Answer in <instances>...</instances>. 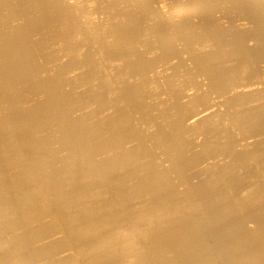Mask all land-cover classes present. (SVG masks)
<instances>
[{
    "label": "bare ground",
    "instance_id": "bare-ground-1",
    "mask_svg": "<svg viewBox=\"0 0 264 264\" xmlns=\"http://www.w3.org/2000/svg\"><path fill=\"white\" fill-rule=\"evenodd\" d=\"M26 1L28 2V0H0V37H3L2 35H7L8 37H7V40H5L4 39V37H3V39H4V42L3 43H0V48H4V49H7V52L8 53H10V54H12V53H17V51H18V47H20V46H25V48L26 49H28V52H27V55H26V57H24V58H21L18 62H13L14 64H12L13 66L12 67H9V69H7L8 67H6V68H4L5 70H7V72L5 71V73H7V74H4V75H6L5 76V81L4 82H2V83H0V257H1V261L2 260H4V259H2V258H4L3 256H7L8 257V255H9V258H6L5 259V262H11V264H30L29 263V260H28V255H26V253H28L29 251H30V249H28L27 250V248H26V251H28V252H25L24 250V252H23V254L22 255H20V252H19V250L21 249V247H19V240H20V238H21V235L23 236L24 235V233H25V231H23L22 232V229H23V226H24V228H26V230L28 229V231L27 232H30V229L31 228H29L28 226H26V225H29V223L31 222H28V220L27 219H25V218H31V217H33V216H28V217H26V215H25V217H24V213L20 210V208H22L23 206H22V204L24 205V204H26V203H24V200L23 201H20V199L19 200H17V199H14V196L13 195H15V194H17L18 195V193H19V196H20V192H22V191H26V190H29V189H31V188H29V189H26V186H25V182H26V180H27V178L29 177V175H31V173H33L36 169H38L37 168V165L40 163H38V155H40V153L38 154V155H36V156H38L37 157V160L36 159H34L33 157L31 158L30 157V153H29V151H32L31 150V148H30V150H29V143H30V141H29V139H28V135L30 134V133H28V131L31 129V128H37V129H39L40 131H42L41 133H42V135H43V139L45 140V142H48L49 141V143H50V149L52 150V152H54V150H56L57 149V153H58V151L60 150H62V152H63V149H65V148H67L66 146H70L71 145V148L73 147V148H75L74 149V153H76L77 152V154H75V155H80L81 153H82V156L80 155V157L79 156H74V155H72L73 154V152H71L72 154H68V155H72L73 156V158H72V156H70L72 159H77V164L78 163H81V157H83V152H84V150H85V148H87L86 150H85V152L86 151H88V153L87 154H89V152L91 151L92 152V150H91V148H94L95 146H97L98 144H99V139H98V135H87V134H82L81 132H82V130L83 129H87L86 127L88 126V125H86L88 122H86L85 123V121L84 120H81V118H80V120H78V119H76V118H74L73 117V115H74V113H75V109L79 106L78 104H80L79 102H75V101H72L71 99V96L72 95H76L75 97H77V94H78V88H80L79 87V84H73L74 86H70L71 88V90H73V89H77V93L75 94V91H74V93L73 92H71V91H67L66 89H65V91H62V90H60V85L63 83V79L67 76V72H68V70H66V68H68V67H71L72 69H74L75 68V70H76V67H77V69L79 70V68H78V66H82L83 67V64L85 63L86 64V66H84L83 67V69L81 70V73H80V71H79V77L78 78H81V81H86V80H88V79H90L92 82V85L93 86H91L92 88H95V89H97L96 91L94 90V92H99L101 89H102V86L104 85V84H106L107 85V83H113L115 86L113 87V89H115L116 90V92L118 93V95H120V99L122 100V102H127V106H128V108H129V111H128V113L127 114H125V116H123L125 119L124 120H127V119H130V118H132V116H131V113H134V112H138V113H142V114H144V113H148V112H152L154 109H156V108H159V110L161 109H165V113H168V117L170 116V117H172V119L173 120H176V119H180L181 117H177V118H175L174 119V117L173 116H175V115H177V116H181V112L183 113L184 112V116L183 117H187L189 114V105H187L188 104V99L189 98H187L186 96H185V101L187 102V104H186V102H184L186 105H187V108H184V107H186V106H183V109L181 108V111L180 110H178V106H177V104H176V108H174V106H172L173 104V101H175V100H184V98H183V92L182 91H180V85L182 86H184V84H183V82L185 83V81H184V78H185V80L188 78H186V76H183L182 74H179L178 73V71H179V69L180 70H186L187 71V73H189L188 74V76L189 75H191V76H195V75H198V74H196V72H194L195 71V69L194 68H192V69H194V71L192 70V69H190L189 68V66H187V65H192L193 66V64H190V63H188L187 65H185V62H186V60H185V62L182 64V63H180V62H178V60L182 57H180V56H178L177 54L179 53V51L177 52L176 51V49H175V45H176V43L178 42V43H181V44H184L185 46H187V48H189V50L190 49H193V48H195V47H198V46H200L201 44H203L204 46L205 45H207L208 43H207V41H209V42H216V43H214V44H216V45H226L227 46V44L228 43H232V42H235V44L236 43H240V44H238V45H235L232 49H231V51L232 52H235L236 54H234L233 55V53H232V57H231V55L229 56V54L227 53V52H220V54H218V52H217V54L218 55H216L215 57H214V54L211 56V57H213L214 58V60L215 61H223V60H227L228 61V64H229V66H231L232 65V67H230V68H223L222 66L223 65H225V64H227V63H225V64H220V65H218V66H215L214 65V62L211 64V65H214L215 66V68L213 67V66H211V67H213V68H211V69H214V70H209L208 68H209V66H208V70H206V72L208 73L207 75H211L209 78H208V80H211L210 78H213V79H217L218 81H216V80H214V82L216 81V82H219V81H222V82H220V84L222 85V86H225V87H231V89L232 90H234V88L235 87H239L240 85L239 84H241V86L243 85V88H244V86L245 85H247L246 84V82H250L252 79H253V76H252V79H250V81H249V78L245 75V79H246V77L248 78V79H246V82L244 83V78H243V76H244V71L246 72V74L247 73H249V77L251 78V75L250 74H255V72L257 73L258 72V70L256 69L255 70V72L252 70L253 68H247V66L249 65V64H251V63H249L248 62V54L246 53V52H248V51H246L245 50V47L246 46H244L243 44H241V43H244V39H243V37L242 36H240V37H238V39H232V40H230V38L228 37L227 38V36H229L230 34L229 33H231V32H229L228 34H226L227 36L226 37H224V39L223 38H221V37H223L222 35H218V36H216V33L218 32V28H216V30H217V32H216V30H215V32H214V27H213V32L211 31V30H209L210 31V33L212 32V33H214L215 34V37L213 38L212 36H210V34H209V32L207 31V28L206 29H204L203 28V26L202 25H199V23L195 20V15H198V14H200V13H198V12H200L201 11V13H202V10L201 9H204L205 8V6H207L208 4H209V2H206L205 0H166V1H168V3H165L166 1L165 0H160V4L159 5H157V3H156V1H158V0H103V1H99V0H97V2L95 3V5H94V7L92 6V5H90L92 8H88L89 7V3L91 4L92 3V1H90L89 3H83L84 2V0H78L79 1V4H78V7L80 8V11L77 13L76 11H74V9L72 8V7H70V9L72 10V12L73 13H75L77 16H78V14L79 13H81V14H84L83 12H96V14H95V16L97 15V11L99 12L100 10L102 11V9H103V11H104V14H105V16H106V18L108 19L107 21H109V22H107V21H105L106 22V24L105 25H99V26H97V23H98V21L96 22V19H98V18H91V19H95V22H96V25H94L93 24V30L92 31H87V30H89V28L86 30V31H83V29H80L81 27H83L82 26V24H81V19L80 18H77V20L75 21L74 20V22H71V21H66V19L65 20H63V24L61 23V29L60 28H58L57 27V25L55 24V15L58 13V11L60 10V7H61V1H59V0H57V4L56 3H54V6H52V7H50V9H48V10H45V11H41V13L39 14V12L36 10L37 8H36V6L38 7V8H40L41 6H40V3H39V1L37 0V3L35 2V4L33 5V4H30L31 2H29V6H31V5H33L32 7H26V6H28V5H26ZM31 1H33V0H31ZM63 1V0H62ZM65 1V0H64ZM64 1H63V3H64ZM87 0H85V2H86ZM219 1H225L226 3H227V5L230 7V8H232V9H235L236 11H237V13H240V12H243L244 10L242 9V11L240 10L241 8H245V10H248L249 11V13H251V14H253V21L252 22H254L255 23V25L257 24L258 26H260L261 27V23H264V16H263V14H264V0H219ZM50 1H46V3H49ZM56 2V1H55ZM75 2V1H74ZM195 2H197L198 4H196V6H197V8H198V12H197V10H196V13H198V14H194V13H191V12H189V10L191 9V8H193L194 6L192 5V3H195ZM165 3V4H164ZM157 5V6H156ZM72 6V5H71ZM76 6V5H75ZM195 6V7H196ZM57 8H58V10H57ZM178 8L181 10V9H183L184 10V12H182V13H180L179 11H177L178 10ZM240 8V9H239ZM196 9V8H195ZM199 9H200V11H199ZM77 10V9H76ZM40 11V10H39ZM182 11V10H181ZM261 11V12H260ZM208 12H209V14H210V12H211V10L210 9H208V10H206V11H204V13H202L201 15H204V16H206V15H208ZM260 12V13H259ZM263 12V14H262V16H261V13ZM93 13V14H94ZM103 13V12H102ZM102 13H100V14H102ZM246 12H244V14H245ZM248 13V12H247ZM90 14V13H89ZM104 14H102L103 16H104ZM241 14V13H240ZM243 14V13H242ZM250 14V15H251ZM85 15V14H84ZM99 15V14H98ZM250 15H248V16H250ZM35 16V17H34ZM62 16H64V12L63 11H61V12H59L58 14H57V17H62ZM90 16H91V14H90ZM208 16H210V15H208ZM241 16V15H240ZM44 17H47V21H46V23H43V24H36L35 22L36 21H39L40 19H43ZM82 17V16H81ZM86 17V16H85ZM93 17V16H92ZM97 17V16H96ZM211 17H212V14H211ZM244 17H245V15H244ZM243 17V18H244ZM87 18V17H86ZM246 18H248V17H246ZM251 18H252V16H251ZM250 17H249V19H251ZM64 19V18H63ZM83 19V18H82ZM85 19V18H84ZM84 19H83V21H84ZM88 19H90V18H88ZM104 19V18H103ZM244 20H245V18H244ZM248 20V19H247ZM247 20H246V22H247ZM252 20V19H251ZM91 21V20H90ZM93 21V20H92ZM250 21V20H249ZM101 22L102 21H100V24H101ZM251 22V23H252ZM88 23V22H87ZM90 24H92V23H90ZM99 24V23H98ZM104 24V23H103ZM205 24V23H204ZM203 24V25H204ZM249 24V23H248ZM250 25V24H249ZM252 25V24H251ZM256 25V26H257ZM88 26H90V25H88ZM217 26V25H216ZM230 26H231V24H230ZM229 26V28L231 29V27ZM254 26V25H253ZM264 26V25H263ZM249 27V26H248ZM259 27V28H260ZM211 28V27H210ZM234 28V27H233ZM250 28V27H249ZM49 29V30H48ZM80 29V30H79ZM90 29H92V28H90ZM254 29V28H253ZM263 30H264V27L262 28ZM45 30H48L49 31V34L48 35H52L55 39H60V38H62L63 37V35H64V37H66L67 35H72V34H74V37H71L72 39H70L68 42H69V44L66 46V47H68L67 49H69V47L72 45V46H74V47H76L75 45H81V47H82V44H85L86 42H83V40L82 39H84V38H81L82 36L83 37H87L86 39L87 40H85V41H88L86 44H87V46L85 47V46H83L86 50H84L85 52H84V55H83V57L82 58H84V60H80L79 59V61H75V60H72V59H70V60H67V61H64V62H58V59H59V57H63V58H65V55L63 56L62 54H64L65 53V51H66V47H60L59 45H57L56 47H55V49H53V50H50V51H45L44 49H42V47H41V42L44 40V36H42L41 34H42V32H44ZM229 29H227L226 31H228ZM256 29H254L253 31H255ZM257 30H259V29H257ZM219 31H220V29H219ZM226 31H225V33H226ZM232 31V30H231ZM39 32H41V34L39 33ZM61 32H63V34L61 33ZM249 31H247L246 33L247 34H249L248 33ZM258 32V31H257ZM263 33H264V31H262ZM36 33H38V34H40L41 36H39V37H37V35H36V37L37 38H35V36H34V34H36ZM165 33V35L163 36V34ZM208 33V34H207ZM219 33V32H218ZM82 35V36H78V35ZM232 34V33H231ZM238 34V33H237ZM239 35V34H238ZM244 35V34H243ZM78 36V37H77ZM245 36H246V34H245ZM211 39H210V38ZM231 37V36H230ZM226 38V39H225ZM232 38V37H231ZM233 38H234V36H233ZM0 40H1V38H0ZM246 40V42H248L247 40H248V37L245 39ZM250 40V39H249ZM252 40H253V42H254V38H252ZM257 40V39H256ZM258 42H259V40H257ZM256 41V42H257ZM261 41V40H260ZM71 42V43H70ZM222 42H224V43H222ZM256 42H254V43H256ZM117 44V45H116ZM112 45H116V46H118V49H121V48H124V50L126 51L124 54H126V53H132L131 55H130V57H132V60H133V62H135V60L133 59V56H136V58H137V54L135 55H133V53H134V50L136 51V52H138L139 51V54L141 55L142 53H143V55H144V57H142L144 60L146 59V57H149V56H145V55H151V53H153L154 54V52H158V55L157 56H155V58L153 57V58H150V62H149V64L151 63V61H152V59H155L154 61L155 62H153V64L150 66V68L148 69V65L147 64H145V65H147V69L148 70H146V71H144L143 73H142V75L139 77V79H137V80H135V78H133V80H135V82L132 80V82H130L129 80H127V78L125 79V80H123V76H124V74H123V76L121 75L122 73L120 72V70H118V69H121V71H122V69H125V68H118V67H116V64L119 62V59H118V61H117V58H115V62L113 61V59H112V61L113 62H111L110 60V58L111 57H117V56H119V55H117L116 56V54L114 55V50L116 51V48L114 49L113 47H112V49H114L113 51H112V49H110L111 48V46ZM247 45V44H246ZM71 46V47H72ZM77 46V47H78ZM209 46V48H210V46H212V45H208ZM76 47V48H77ZM115 47V46H114ZM143 48V50H144V48H147L148 49V53H145L144 51H142L140 48ZM215 47V46H214ZM232 47V46H231ZM76 48H75V50H76ZM80 47H78V49H79ZM180 48H182V47H180ZM186 48V49H187ZM213 48V47H212ZM228 48V47H227ZM117 49V50H118ZM230 49V48H229ZM248 49V48H247ZM2 50V49H1ZM0 50V51H1ZM100 50H102L101 51V54H99V55H101V56H99V57H101V59H100V61L99 62H97L98 64H99V66H101L105 61L107 62L109 59V61L111 62V63H113L114 64V66H112L115 70H117L118 72H120L121 74H119V75H121V78H122V80L118 77V78H114V80H112L113 79V75L112 76H110V82L109 81H107L108 79H106V81H107V83L105 82V80H103V78L102 77H105V74H104V70H102V72H100V67H99V69L98 68H95V64H96V57H97V54H98V52L100 53ZM133 51V52H127V51ZM146 50V49H145ZM156 50V51H155ZM185 50V49H184ZM214 50V49H213ZM264 50V49H263ZM4 50H2L1 52H3ZM68 51V50H67ZM80 52L82 51V50H79ZM118 51H120V50H118ZM122 51H123V49H122ZM147 51V50H146ZM150 51H151V53H150ZM188 51V50H187ZM211 51H212V49H211ZM227 51V50H226ZM5 52V51H4ZM73 51H71V54L72 55H74V53H72ZM135 52V53H136ZM142 52V53H141ZM182 52V51H181ZM180 52V53H181ZM196 52V51H195ZM261 52V51H260ZM83 53V52H82ZM119 53H121V51L119 52ZM123 53V52H122ZM183 53V52H182ZM194 53V52H193ZM206 53V52H205ZM257 53V52H256ZM262 53V52H261ZM5 54V53H4ZM3 54V55H4ZM78 54H79V52H78ZM156 54V53H155ZM192 54V53H191ZM196 54V53H195ZM194 54V55H195ZM200 54H203V53H200ZM211 54V53H210ZM9 54H7L6 53V55L5 56H8ZM68 55H69V53H68ZM121 55V54H120ZM123 55V54H122ZM121 55V56H122ZM128 55V56H129ZM260 55V54H259ZM75 56V55H74ZM77 57H78V55H76ZM121 56L119 57V58H121ZM124 56V55H123ZM122 56V57H123ZM142 56V55H141ZM197 56V55H196ZM199 56V55H198ZM252 56H253V54H252ZM264 56V55H263ZM0 57H1V55H0ZM9 57H11V56H9ZM8 57V58H9ZM61 57V58H62ZM68 57V56H67ZM81 57V54L79 55V58ZM125 57V56H124ZM123 57V58H124ZM127 57V56H126ZM128 58L127 57V59H131V58ZM138 57H139V55H138ZM151 57V56H150ZM248 57V58H247ZM260 57V56H259ZM2 58V57H1ZM4 58V57H3ZM12 58H14V56L12 57ZM73 58V57H72ZM81 58V59H82ZM135 58V57H134ZM191 58H193L192 56H191ZM199 57H197V59H198ZM212 58V59H213ZM264 58V57H263ZM10 59V58H9ZM67 59V58H66ZM74 59V58H73ZM126 58H125V60H127ZM139 59V58H138ZM142 59V61H144ZM182 59V58H181ZM184 59H186L185 58V55H184ZM184 59H182V60H184ZM200 59V58H199ZM212 59H211V61H212ZM251 59V58H250ZM6 60V59H5ZM64 59H61V61H63ZM95 60V61H94ZM123 60V59H122ZM205 60H206V58H205ZM210 60V59H209ZM8 61V63H9V60H7ZM59 61H60V59H59ZM98 61V60H97ZM129 62H130V60H128ZM137 61V60H136ZM141 60H140V62L138 63L137 62V65L139 64V65H141L140 63H145V61L144 62H142ZM146 61H147V59H146ZM169 61V64H170V66H173L172 67V69L170 70V71H168L167 72V70H166V68H164V66L165 65H167L168 63H166V62H168ZM188 61V60H187ZM193 61V60H192ZM196 61V60H195ZM256 61V60H255ZM6 62V61H5ZM45 64V66H44V68L42 69V66H43V63ZM105 62V63H106ZM125 63L127 62V61H124ZM209 62V61H208ZM208 62H205L204 63V61H202V59H200L199 61H198V63L196 64V66H197V68L199 67L200 69H201V71H204V69L202 70V67L203 66H205V68L207 67L206 66V63H208ZM262 62V61H261ZM264 62V61H263ZM7 62H6V64H8ZM104 63V65L106 66V64ZM108 63V65H109V62H107ZM120 63H121V65H123L122 63L123 62H121V60H120ZM124 63V64H125ZM130 63H132V62H130ZM146 63H148V62H146ZM187 63V62H186ZM193 63H195V62H193ZM211 63V62H210ZM3 64V63H2ZM97 64V65H98ZM112 64V65H113ZM119 64V63H118ZM118 64H117V66H118ZM142 64V65H143ZM228 64H227V66H228ZM247 64V65H246ZM120 65V64H119ZM135 65H136V63H135ZM136 65V66H137ZM208 65V64H207ZM217 65V64H216ZM246 65V66H245ZM2 67H3V65H1ZM7 66V65H6ZM9 66H11V65H9ZM104 66V67H105ZM126 66V65H125ZM127 66H128V63H127ZM126 66V69L128 68ZM130 66H132L131 64L129 65V68H131ZM133 66H134V64H133ZM168 66V65H167ZM166 66V67H167ZM196 66H194V67H196ZM81 67V68H82ZM97 67V66H96ZM108 67H110V65L108 66ZM111 67V68H112ZM123 67H124V65H123ZM143 67H144V65H143ZM142 67V68H143ZM224 67H226V66H224ZM1 68V67H0ZM112 68V69H113ZM135 68H137V67H134V69ZM140 68H141V66H140ZM139 68V69H140ZM146 68V67H145ZM160 68L162 69V71L160 70ZM183 68V69H182ZM198 68V69H199ZM51 69H52V71H51ZM53 69H54V71H53ZM111 69V70H112ZM113 69V70H114ZM138 69V70H139ZM259 69V68H258ZM1 70H2V68H1ZM1 70H0V72H1ZM133 70V69H132ZM142 70V69H141ZM143 70H145L144 68H143ZM260 70V69H259ZM4 71V70H3ZM108 71V70H107ZM109 71H110V69H109ZM124 71V70H123ZM125 71H127V70H125ZM124 71V72H125ZM130 71V70H129ZM134 71V70H133ZM197 71H200V70H197ZM260 71H262V70H260ZM75 73H78V71L76 70V71H74ZM123 72V73H124ZM139 72V73H138ZM136 74H140V71H138ZM165 72H167V74L165 75L164 73ZM180 73H181V71H179ZM111 73V72H110ZM134 73V72H133ZM132 73V74H133ZM203 72H200V74H202ZM259 73V72H258ZM257 73V76L259 75L260 76V74H262V73H264V72H260V74H258ZM74 74V73H73ZM103 74H104V76H103ZM108 74V73H107ZM113 74H115V73H113ZM116 74H117V72H116ZM117 74V75H118ZM135 74V73H134ZM134 74L133 75H131V72H129V75L131 76V79H132V76H134ZM135 74V75H136ZM185 74V73H184ZM199 74V75H200ZM204 74V73H203ZM202 74V75H203ZM253 74V75H254ZM68 75H69V73H68ZM71 75V74H70ZM75 75V74H74ZM77 75V74H76ZM109 75H111V74H109ZM129 75H128V77H129ZM201 75V76H202ZM206 75V73L204 74V76ZM263 75V74H262ZM261 75V77L263 78V76ZM108 76V75H107ZM116 76V75H115ZM114 76V77H115ZM181 76H183V77H181ZM190 76V77H191ZM256 76V75H255ZM255 76H254V79H255ZM23 77H26V79H28V80H33L32 82H31V84L30 83H28L27 81L26 82H23L22 84H21V89L22 90H20L19 92H12V87L15 85V84H17L18 83V81L19 80H21ZM68 77V76H67ZM75 77H77V76H75ZM83 77H86L87 79L86 80H84V78ZM136 77V76H135ZM261 77L260 78H256V79H260V82H262V80H261ZM1 78H3V77H1ZM205 78V77H204ZM218 78H220V80L218 79ZM66 79V78H65ZM191 79H193V77H191ZM190 79V80H191ZM212 79V80H213ZM241 79V80H240ZM253 79V80H254ZM256 79H255V81H256ZM66 80H68V79H66ZM65 80V81H66ZM76 80H78V79H76ZM207 80V81H208ZM248 80V81H247ZM252 80V81H253ZM79 81V80H78ZM78 81H77V83H78ZM81 81H79V82H81ZM187 81V80H186ZM195 81V80H194ZM203 81V80H202ZM206 81V82H207ZM254 81V82H255ZM259 81V80H258ZM257 81V82H258ZM74 82V81H73ZM76 82V81H75ZM190 82V81H189ZM188 82V83H189ZM210 82V81H209ZM209 82H207V83H209ZM214 82H211L212 84L214 83ZM195 83H196V81H195ZM211 83H210V85H211ZM251 83V82H250ZM67 84V83H66ZM69 84V83H68ZM81 84L82 83H80V86H81ZM215 84V83H214ZM219 84V83H218ZM245 84V85H244ZM252 84V83H251ZM250 84V85H251ZM262 84V83H261ZM263 84H264V81H263ZM63 85H65V84H63ZM76 85H78L77 87H76ZM106 85H104V86H106ZM185 85H188V84H185ZM190 85V84H189ZM194 85V84H193ZM207 85V84H206ZM221 85H219V87L221 86ZM249 85V84H248ZM199 86V85H198ZM209 86V85H208ZM212 86V85H211ZM210 86V87H211ZM256 86V85H255ZM63 87V86H62ZM106 87H108V86H106ZM195 87V86H194ZM200 87V86H199ZM213 87V89H212V91H213V94H214V92H216V91H218L219 92V89L218 90H216V87H218V85L216 86V85H213L212 86ZM218 87V88H219ZM65 88H66V86H65ZM86 88V87H85ZM89 88H90V85H89ZM183 88V87H182ZM185 88V87H184ZM193 88V87H192ZM192 88L190 89V87L188 88V89H190V90H192ZM221 89H222V87H220ZM224 88V87H223ZM75 89V90H76ZM81 89L82 88H80V92H81ZM106 89H108V88H106ZM198 89V88H197ZM236 89V88H235ZM244 89H246V88H244ZM108 90H110V89H108ZM162 90V91H161ZM182 90V89H181ZM196 90V89H195ZM210 90V89H209ZM226 90V89H225ZM229 90V89H228ZM231 90V91H232ZM238 90V89H237ZM241 90H243V89H241ZM247 90V89H246ZM102 91V90H101ZM185 91H187V89L185 90ZM230 91V90H229ZM244 91V90H243ZM112 92V91H111ZM162 92V93H161ZM189 92V91H188ZM194 92V91H193ZM228 92V91H227ZM233 92V91H232ZM239 92V91H238ZM256 92H258V91H256ZM256 92H254L255 94L253 95V96H257V97H259L258 96V93H256ZM85 93V92H84ZM88 93V92H87ZM93 93V92H92ZM91 93V94H92ZM109 93H110V91H109ZM161 93V94H160ZM187 93V92H186ZM189 93H191V92H189ZM221 93V92H220ZM225 93V92H224ZM252 93V92H251ZM260 93V92H259ZM94 94V93H93ZM112 94H114V95H116V93L115 92H112ZM111 94V95H112ZM164 94V95H163ZM185 94V93H184ZM188 94V93H187ZM226 94H228L229 95V93H226ZM250 94V93H249ZM95 95V94H94ZM195 95V94H194ZM200 95H201V93H200ZM218 95V94H217ZM220 95V94H219ZM222 95V94H221ZM220 95V96H221ZM231 95V94H230ZM234 95V94H233ZM252 95V94H251ZM251 95L249 96V98H251ZM261 95V94H260ZM42 96H44L43 97V100H42ZM80 96H82V94L80 95ZM80 96L78 97V98H80ZM91 96V95H90ZM108 96V95H107ZM190 96H191V94H190ZM214 96V99H215V95H213ZM240 96V95H239ZM247 96V95H246ZM246 96H243L245 99L247 98ZM263 96V95H262ZM74 97V98H75ZM87 97V96H86ZM106 97V96H105ZM108 97H110V95L108 96ZM116 96H114L113 97V95H112V97H110V98H115ZM208 97V96H207ZM232 97V96H231ZM242 97V96H241ZM240 97V98H241ZM24 98H30V99H33L34 101H36V103L35 104H31V105H28L26 108H24L22 105H23V103L21 102V100L22 99H24ZM89 98V97H88ZM100 98V97H99ZM103 98V97H102ZM119 98V97H118ZM224 99L226 98V97H223ZM236 98V97H235ZM243 98V99H244ZM261 98V97H260ZM259 98V99H260ZM98 99V98H97ZM120 99H118V101L120 100ZM127 99V100H126ZM191 99V98H190ZM209 99H210V95H209ZM219 99H221V98H219ZM218 99V100H219ZM223 99V100H224ZM233 99V98H232ZM261 99H264V98H261ZM42 100V101H41ZM87 100V99H86ZM112 100V99H111ZM116 100V99H115ZM192 100H194L193 98H192ZM236 100H238L237 98L233 101V102H235ZM239 100H241V99H239ZM238 100V101H239ZM81 101H82V99H81ZM88 101V100H87ZM95 101V100H94ZM106 101H107V103H109V101L106 99ZM182 101H181V103H182ZM225 101V100H224ZM226 101H227V99H226ZM246 101V100H245ZM104 102V101H103ZM102 102V103H103ZM114 102V101H113ZM116 102V101H115ZM114 102V103H115ZM121 102V101H120ZM192 102V101H191ZM230 102H232V100L230 101ZM232 102V103H233ZM248 103L250 102V100L249 101H247ZM255 102V101H254ZM112 103V102H111ZM113 103V104H114ZM117 103V102H116ZM177 103V102H176ZM179 103V102H178ZM219 103V102H218ZM227 104H229L228 102H226ZM225 103V104H226ZM243 103V102H242ZM261 103V102H260ZM263 103V102H262ZM81 104H83V101H82V103ZM81 104H80V106H81ZM100 104V103H99ZM118 104V103H117ZM124 103H121V105H123ZM180 104V103H179ZM183 104V103H182ZM181 104V105H182ZM184 104V105H185ZM192 104V103H191ZM197 104V103H196ZM231 104V103H230ZM235 104V103H234ZM237 104V103H236ZM239 104V103H238ZM237 104V106H239ZM250 104H251V102H250ZM87 105V104H86ZM85 105V106H86ZM110 105V104H109ZM108 105V106H109ZM114 105H116V104H114ZM120 105V104H119ZM120 105V106H121ZM175 105V104H174ZM193 106L195 105L194 103L192 104ZM191 105V106H192ZM222 105H223V103H222ZM233 105V104H232ZM232 105H231V107L230 106H228L229 108H230V110L232 109H234L233 107L235 106H233L232 107ZM241 105V104H240ZM257 105V104H256ZM256 105H254V106H256ZM97 106H99V105H97ZM97 106H94V107H96L97 108ZM111 106V105H110ZM110 106H109V108H110ZM117 106V105H116ZM224 106H226V105H224ZM242 106V105H241ZM244 106V105H243ZM248 107H249V105H247ZM254 106H252V109H253V107ZM23 108V110L24 111H22V108ZM89 107L91 108V104L89 105ZM113 107V106H112ZM115 107V106H114ZM114 107L113 108H111L112 110L114 109ZM162 107V108H161ZM178 107V108H177ZM180 107H182V106H180ZM240 107V106H239ZM247 107V108H248ZM257 107H258V105H257ZM257 107H255L254 109H258ZM260 107V106H259ZM86 108V107H85ZM100 108H101V106H100ZM103 108V107H102ZM115 108H117V107H115ZM201 108V107H200ZM208 108V107H207ZM221 108V107H220ZM225 108V107H224ZM235 108H237V107H235ZM246 108V107H245ZM247 108H246V110H247ZM79 109H81V107H79ZM89 109V108H88ZM108 109V108H107ZM197 109V108H196ZM216 109V108H215ZM214 109V110H215ZM238 109V108H237ZM236 109V110H237ZM240 109H242V107L240 108ZM261 109H263V111H264V108L262 107ZM78 110V109H77ZM90 110V109H89ZM92 111H93V109H91ZM91 110H90V112H91ZM96 109H94V111H95ZM109 110V109H108ZM107 110V111H108ZM111 110V111H112ZM116 110V109H115ZM115 110H114V112H115ZM198 110V109H197ZM217 110V109H216ZM220 110V109H219ZM225 110H226V108H225ZM235 110V111H236ZM242 110H245L244 108L242 109ZM249 110V109H248ZM258 110H260V109H258ZM257 110V111H258ZM22 111V112H21ZM81 110H79V112H80ZM100 111V110H99ZM99 111H97V113L99 112ZM110 111V114L112 113ZM164 111V110H163ZM190 111H191V109H190ZM212 111V110H211ZM223 111V110H222ZM227 111H228V113L230 112V113H232L231 111H229V109L227 108ZM234 111V112H235ZM252 111V110H251ZM263 111L262 112H260V114L261 113H263ZM83 112V111H82ZM80 113V115H82L83 113ZM150 112V113H151ZM159 112V111H158ZM158 112H157V114H158ZM193 112V111H192ZM224 113H221V115L223 116L225 113L226 114H228L227 112H225V111H223ZM238 112V111H237ZM240 112V111H239ZM238 112V113H239ZM248 112V111H247ZM250 112V111H249ZM248 112V113H249ZM253 112V111H252ZM107 113V112H106ZM106 113H104L105 114V116L108 114H106ZM116 113V112H115ZM118 113V112H117ZM156 113V112H155ZM160 113V112H159ZM164 113V114H165ZM207 113V112H206ZM215 113H216V111H215ZM236 113V112H235ZM235 113H232L233 114V117L231 116V118L229 117V122H230V119H231V121H233V118H236V116H237V114H235ZM243 114V112H240L239 114ZM248 113H246V114H248ZM251 113V112H250ZM99 114V113H98ZM104 114H101V115H103V117H105L104 116ZM141 114V115H142ZM160 114H162V111H161V113ZM163 114V115H164ZM193 114V113H192ZM191 114V115H192ZM217 115H215V117L216 118H219L220 119V117H222L221 115H219L218 113H216ZM231 114V115H232ZM252 114H254V112L252 113ZM95 115V114H94ZM113 116H112V118L114 117V115L115 114H112ZM137 115V117H136V119L138 118V115L139 114H135V116ZM162 115V116H163ZM234 115H236L235 117H234ZM74 116H76V113H75V115ZM79 116V115H78ZM92 116V115H91ZM116 116V115H115ZM122 116V115H121ZM145 116V115H144ZM194 116V115H193ZM228 116H229V114H228ZM241 115H239V117H240ZM243 116V115H242ZM246 115H244L243 117H245ZM249 116H252V115H249ZM248 116V117H249ZM258 116V115H257ZM262 116V115H261ZM77 117V116H76ZM86 117V116H85ZM94 117H96L97 118V116L95 115ZM93 117V118H94ZM110 117V116H109ZM117 117H120V115L119 116H117ZM122 117V118H123ZM134 117V116H133ZM148 117V116H147ZM160 117V119H161V116H159ZM167 117V118H168ZM185 117V118H186ZM188 117H190V115L188 116ZM192 117V116H191ZM247 117V116H246ZM84 118V117H83ZM98 118H99V116H98ZM142 118V117H141ZM164 118V117H163ZM185 118H182V122L184 121L185 123L183 124L184 126L187 124V121L188 120H186ZM227 118V117H226ZM241 119H243L242 117H240ZM252 118V117H251ZM256 118V114H255V117H254V119ZM86 119V118H85ZM99 119H101V118H99ZM118 119H120V118H118ZM143 119V118H142ZM145 119V118H144ZM149 119H150V117H149ZM171 119V118H170ZM171 119V120H172ZM188 119V118H187ZM189 119H191V118H189ZM196 119V118H195ZM250 119V118H249ZM253 119V118H252ZM251 119V120H252ZM253 119V120H254ZM131 120V119H130ZM147 120V119H146ZM153 120H154V118H153ZM157 120V119H156ZM162 120V119H161ZM166 121H167V123L168 124H173V122L172 123H170V122H168V120L167 119H165ZM193 120V119H192ZM204 120H207V118L206 119H204ZM203 120V121H204ZM209 120V122H212V121H210V119H208ZM212 120V119H211ZM215 120V119H214ZM214 120H213V122H214ZM218 119H216L215 121H217ZM248 120V119H247ZM251 120H248V121H251ZM258 119H256V121H257ZM260 120L261 121H264L263 119H261L260 118ZM92 121H93V119H92ZM103 121H104V119H103ZM106 121V120H105ZM119 121V120H118ZM121 121V120H120ZM134 121V120H133ZM132 121V122H133ZM137 121H138V119H137ZM141 121H143V120H141ZM140 121V119H139V122H141ZM151 121V120H150ZM149 121V122H150ZM158 121V120H157ZM180 121H181V119H180ZM190 121V120H189ZM194 121V120H193ZM202 121V122H203ZM219 121H221L222 123H223V121H222V119L221 120H219ZM226 121V120H225ZM235 121H236V119H235ZM239 121V120H238ZM241 121H244V120H241ZM246 121V120H245ZM248 121H246V122H248ZM259 121V120H258ZM90 122V121H89ZM95 122V121H94ZM102 122V121H101ZM112 123V121H108V123ZM122 122H124V121H122ZM138 122V123H139ZM144 122H146V121H144ZM143 122V123H144ZM154 122V121H153ZM160 122V121H159ZM200 122V121H199ZM206 122V121H205ZM208 122V123H209ZM253 121H251V123H249L248 122V124H250V126H248V127H250L249 128V130L251 129V124H254L253 125V127L254 126H256L257 124H260V123H252ZM96 123V122H95ZM98 123H99V120H98ZM110 123V124H111ZM114 123H117V122H114ZM125 123H126V121H125ZM134 123H136V122H134ZM158 123V122H157ZM163 122H160V124H162ZM164 123H166V122H164ZM179 123V122H178ZM190 123H191V121H190ZM190 123H188L186 126L187 127H190V126H192V128H194V124L195 123H192L190 126H189V124ZM197 123V122H196ZM207 123V122H206ZM205 123V124H206ZM216 122H214V125H217L218 126V128H219V125L220 124H218V123H216ZM234 123V122H233ZM237 123V122H236ZM243 123V122H242ZM263 123V122H262ZM68 124H73L74 126H75V128L76 129H74V128H72V129H74V131H77L78 129L80 130V133H75L74 132V134L75 135H77V136H80V138L79 137H77V139L75 138L74 140H70L69 142H63L62 141V138L60 137V136H62V135H65L66 136V134H69L70 133V128H68ZM101 124V123H100ZM121 125H122V123H120ZM199 124H201V123H199ZM198 124V125H199ZM205 124H203L202 126H204ZM235 124V123H234ZM248 124H246V125H248ZM264 124V123H263ZM72 125V126H73ZM103 125H106V124H103ZM117 125V124H116ZM126 125H128V124H126ZM145 125H146V123H145ZM149 125H150V123H149ZM152 125V124H151ZM155 125V124H154ZM181 125V124H180ZM179 125V126H180ZM197 124H196V128H197V126H198ZM209 125V124H208ZM210 125H213V123H211ZM209 125V126H210ZM224 125H226V124H223V125H221V127L220 128H222V126H224ZM228 125V124H227ZM226 125V126H227ZM230 125V124H229ZM240 125H241V123H240ZM91 126V125H90ZM102 126V125H101ZM107 126V125H106ZM133 126V125H132ZM138 126V125H137ZM148 126V125H147ZM159 126V125H158ZM166 126V125H165ZM177 126V125H176ZM176 126H174V128L176 127ZM209 126H207V128L206 129H208L209 128ZM216 126V127H217ZM242 126H243V124H242ZM261 126H263V125H261ZM89 127V126H88ZM94 127V126H93ZM92 127V128H93ZM97 127V126H96ZM103 127H105V126H103ZM114 127H115V124H114ZM125 127V126H124ZM123 126H122V128H124ZM141 127H142V125H141ZM144 127V126H143ZM152 127H154L153 125H152ZM168 127V126H167ZM170 127V126H169ZM236 127H237V124H236ZM241 127V126H240ZM244 128L246 127V129H247V126H243ZM257 127V126H256ZM260 127V126H259ZM83 128V129H82ZM120 128V127H119ZM138 128V127H137ZM145 128V127H144ZM149 129H151V127L149 126L148 127ZM148 128H145V131H146V129H148ZM155 128V127H154ZM173 127H172V130L174 129ZM182 128V127H181ZM184 128H186V127H184ZM199 128V127H198ZM200 128H201V125H200ZM203 128H205V126L203 127ZM203 128H201V129H203ZM219 128V129H220ZM224 128H225V126H224ZM231 128H232V126H231ZM261 128V127H260ZM36 129V130H37ZM98 129V128H97ZM121 129V128H120ZM135 129V128H134ZM168 129V128H167ZM186 129H189V128H186ZM186 129H184V130H186ZM191 129V128H190ZM205 129V130H206ZM216 129V128H215ZM219 129L217 130L218 132H219ZM223 129V128H222ZM221 129V130H222ZM246 129H245V131H246ZM253 129H255V128H253ZM259 129V128H258ZM257 128L255 129V130H258ZM109 130V129H108ZM125 130H126V128H125ZM155 130V129H154ZM196 130L197 129H195V132H196ZM199 130V129H198ZM210 130H211V127H210ZM210 130H207V131H210ZM225 130V129H224ZM227 130H228V128H227ZM248 130V129H247ZM34 131V130H33ZM87 131H89V130H87ZM117 131V130H116ZM116 131H114L113 133H112V135L114 134V133H117ZM127 131V130H126ZM131 130H129V132H130ZM143 131V130H142ZM141 131V132H142ZM151 131H153V128H152V130ZM162 131H166V130H164V128L162 129ZM192 131H194L193 129H192ZM201 131V130H200ZM207 131H206V134H207ZM212 133L211 134H213L214 132H213V127H212ZM216 131V132H217ZM229 131V130H228ZM234 131V130H233ZM236 131V130H235ZM234 131V132H235ZM243 131V130H242ZM244 131V132H245ZM251 132H252V130H250ZM264 127H263V130H262V135H264ZM39 132V131H38ZM100 132V131H99ZM104 133H105V131H103ZM102 132V133H103ZM108 132V131H107ZM107 132H106V134H107ZM123 132V131H122ZM125 132V131H124ZM128 131H127V133H129ZM146 132H148V131H146ZM150 132V131H149ZM187 132H189V130L187 131ZM187 132H184L185 134L187 133ZM198 132V131H197ZM196 132V133H197ZM203 132H204V129H203ZM221 132V131H220ZM227 132V131H226ZM230 132V131H229ZM229 132L227 133V134H229ZM239 132V131H238ZM237 132V134H239V133H241V131L238 133ZM254 132V131H253ZM259 132V131H258ZM27 133H28V135H27ZM90 133V132H89ZM98 133V132H97ZM104 133L102 134V135H104ZM120 133V132H119ZM133 134H134V132H132ZM135 133H137V131L135 132ZM140 133V132H139ZM143 133V132H142ZM141 133V134H142ZM155 133V132H154ZM171 133H172V131H171ZM179 133V132H178ZM190 134H192V132H189ZM222 133V132H221ZM220 133V134H221ZM233 133V132H232ZM243 133V132H242ZM250 133V132H249ZM260 133V132H259ZM259 133H257V134H259ZM33 134V133H32ZM31 134V135H32ZM38 134V133H37ZM73 134V133H72ZM91 134H92V132H91ZM147 134V133H146ZM149 134V133H148ZM152 134V133H151ZM151 134H149V135H151ZM158 134V133H157ZM176 134V133H175ZM175 134H173V135H175ZM184 134V136L183 137H185V138H187V136ZM188 134V133H187ZM190 134H188V136L190 135ZM202 134H204V133H202ZM216 136L219 134H216V133H214ZM219 134V135H220ZM244 134V133H243ZM34 135V134H33ZM101 134H99V136H100ZM101 135V136H102ZM118 134H116V136H117ZM121 135V134H120ZM132 135V134H131ZM143 135H144V133H143ZM155 135V134H154ZM180 135H181V133H180ZM218 135V137H220ZM224 136H225V134H223ZM239 135H241V134H239ZM252 134L250 133L249 134V136H251ZM256 135V134H255ZM70 135H68V137H69ZM115 136V137H116ZM181 136V137H182ZM191 136V135H190ZM207 136V135H206ZM224 136H221V138L222 137H224ZM228 136V135H227ZM227 136H225V137H227ZM238 136V135H237ZM242 136V135H241ZM254 136V135H253ZM257 136V135H256ZM34 138V136H31V138ZM36 137H37V135H36ZM36 137L34 138V139H36ZM40 137V136H39ZM38 137V138H39ZM63 137V136H62ZM71 137H72V135H71ZM102 137H104V136H102ZM101 137V138H102ZM106 137H108V135L106 136ZM136 137V134H134V138ZM137 137H138V135H137ZM142 137H144V136H142L141 135V138ZM152 137V136H151ZM155 137V136H154ZM164 137V136H163ZM168 137V136H167ZM192 137V136H191ZM196 137V136H195ZM211 137H212V135H211ZM210 137V138H211ZM243 138H246L245 137V135L244 136H242ZM241 137V138H242ZM252 137V136H251ZM255 137V136H254ZM254 137L253 138H251V139H254ZM257 137H259V136H257ZM261 137V136H260ZM263 137L264 136H262V140H263ZM37 138V139H38ZM64 138V137H63ZM100 138V139H101ZM110 138V137H109ZM147 138V137H146ZM159 138V137H158ZM161 138H162V136H161ZM166 138V137H165ZM169 138V137H168ZM179 138H180V136H179ZM178 138V139H179ZM209 138V137H208ZM209 138V139H210ZM240 138V137H239ZM248 138V137H247ZM256 138V137H255ZM41 139V138H40ZM73 139V138H72ZM79 139V140H78ZM103 139V138H102ZM101 139V140H102ZM114 139V138H113ZM120 139V138H119ZM138 139H139V137H138ZM143 139V138H142ZM153 139V138H152ZM155 139H157V137H155ZM160 139V138H159ZM184 139V138H183ZM194 139V138H193ZM208 139V140H209ZM212 139V138H211ZM214 139H215V137H214ZM224 139V138H223ZM235 138L233 137V136H228L225 140H224V144L226 145H224L225 147H228V149L229 150H231L230 152L227 150V148H225V151L227 150V152H229L228 154H229V158L228 159H226L227 158V156H225V157H223L224 158V161H223V159H221V158H218V157H220V155H222L223 154V151H224V149L223 150H219L220 152H217V151H215L216 149H212L213 150V152L212 151H207V152H205V153H202V154H204L206 157L207 156H211V157H213V158H217V159H219V165L218 166H215V168L216 167H218L219 168V170H217V171H219V172H217L216 173V177H219V178H217L218 180H220V181H222L223 182V185L222 186H220L221 184H219V182L220 181H217L216 182V180H215V178L213 177V178H209L210 180L211 179H213L212 181H214L215 180V183H218L219 184V186H220V188L219 189H217L216 190V188H214L215 190H211V189H213L212 187H211V189H209L210 188V184H209V182H210V180H209V182H208V185H209V188H208V190H210V191H208V190H206V191H208V193L209 194H206L207 192H205V194L206 195H209V196H204L205 194H198L195 190H193L194 189V187H195V185L197 184H195L194 186H193V188H192V192L190 191V189L188 188V191H190L191 193H193V194H195L196 196V198L194 197V206L196 207H194L193 206V208H195V209H200V210H202L203 212H205V216H206V214L207 215H211V216H214V220H216V219H218V220H220V221H222L223 222V227L221 228V229H219L220 231L222 230V233H223V231H229L230 233H234V234H232V235H235L236 234V232H237V234H238V236H237V238H238V240H237V238H235L234 240H236V241H238L237 242V244L236 245H234V247H233V245H232V248L233 249H235L236 248V252H237V245H238V243L239 242H242L243 243V246H244V244L246 245V244H248V245H250L251 246V253L249 252V250H246V249H243L242 251L244 252V250H246V252L245 253H247V251H248V253L247 254H242V251H238V252H241V254L242 255H240L239 253H238V255H237V253L235 252V253H232V251L231 250H233V249H231L230 247H231V245L229 246V248H230V250L229 251H227L226 252V254L228 253V252H230V254L232 253V254H234V259H236V260H234V262L232 261L233 260V258H232V256L233 255H231V258H228L227 256L225 257L226 258V260H223L224 262L226 261V263L229 261V259H231L230 260V262H233V263H235V261H236V263L237 262H241V263H245V264H247V263H250V262H254L255 260L257 261H259V262H257V264H264V148H263V146L261 147V145H260V149H252V150H245V151H243L244 149H246V148H244L242 151H240V149H236L238 152H236V151H233V149L237 146L238 147V141H236L237 139H235ZM250 139V138H249ZM250 139V140H251ZM257 139V138H256ZM256 139H254L255 141H256ZM104 140H105V138H104ZM111 141H112V143L114 142V140H112V139H110ZM116 140V139H115ZM117 140H118V136H117ZM121 140V139H120ZM119 140V141H120ZM128 140H131V139H128ZM161 140V139H160ZM163 140V139H162ZM176 140V139H175ZM184 140H187V139H184ZM202 140H203V138H202ZM207 140V139H206ZM241 139H239V141H240ZM258 140H259V138H258ZM261 140V142L263 143L264 142V140L262 141ZM119 141H116L117 143L119 142ZM135 141V140H134ZM134 141H132V142H134ZM146 141V140H145ZM152 141H154V140H152ZM158 141V140H157ZM171 141V140H170ZM173 141V140H172ZM171 141V142H172ZM177 141V140H176ZM180 141H182L181 139H180ZM201 141V140H200ZM217 140H215V142H216ZM243 141V140H242ZM245 141V140H244ZM247 141V140H246ZM252 141V140H251ZM250 141V142H251ZM255 141H252V142H255ZM260 141V140H259ZM258 141V142H259ZM102 142V144H103V141H101ZM100 142V143H101ZM122 142H124V140L122 141ZM121 142V143H122ZM136 142V141H135ZM139 142H141L140 140H139ZM144 142V141H143ZM159 142V141H158ZM157 142V143H158ZM164 142V141H163ZM179 142V141H178ZM187 142V141H186ZM185 142V143H186ZM191 142H193V141H191ZM197 142V141H196ZM202 142V141H201ZM207 142H209V141H207ZM214 142V143H215ZM223 142V141H222ZM261 142H259L260 144H261ZM120 143V142H119ZM148 143V145H149V142H147ZM152 143V142H151ZM150 143V144H151ZM156 143V142H155ZM183 144H184V142H182ZM189 143V142H188ZM203 143H205V142H203ZM211 143H212V141H211ZM216 143H218V142H216ZM220 143L221 142H219L218 144L220 145ZM246 143H248V142H246ZM123 144V143H122ZM170 144V143H169ZM171 144H174V141L171 143ZM176 144H178V143H176ZM180 144H181V142H180ZM194 144V143H193ZM193 144H192V146H193ZM208 144H210V143H207V145ZM217 144V148L219 147V145ZM241 144V143H240ZM243 144H245V143H243ZM249 144H251V143H249ZM253 144V143H252ZM251 144V145H252ZM254 144H256V143H254ZM258 144V143H257ZM35 144H33L32 146H34ZM74 145V146H73ZM104 145H106V143H104ZM103 145V146H104ZM116 146L117 144H112V146ZM143 145H144V143H143ZM161 145V144H160ZM159 145V146H160ZM182 145V144H181ZM185 145V144H184ZM188 147H190V144H186ZM186 145H185V153L187 152L186 151ZM195 145V144H194ZM203 145V144H202ZM213 145V144H212ZM215 145V144H214ZM246 145V144H245ZM244 145V146H245ZM263 145V144H262ZM37 146V145H36ZM61 146H62V148L63 147H65V148H63V149H61ZM81 146H83V148H84V150L83 149H81L82 147ZM103 146H101V147H99V149H103L104 147ZM106 146H108V145H106ZM106 146H105V148L104 149H106ZM118 146V145H117ZM120 146V145H119ZM128 146H129V144H128ZM137 146V145H136ZM139 146V145H138ZM137 146V147H138ZM145 146V145H144ZM143 146V147H144ZM150 146V145H149ZM166 145H164V147H165ZM170 146V145H169ZM173 146V145H172ZM171 146V147H172ZM175 146L176 145H174V149H176L175 148ZM178 146V145H177ZM183 146V145H182ZM197 146V145H196ZM205 147V151L208 149L207 147H209V145L208 146H206V144L204 145ZM210 146H211V144H210ZM222 145H220V147H221ZM224 146H222V147H224ZM254 146H256V145H254ZM38 147H42L41 145L40 146H38ZM57 147V148H56ZM60 147V148H59ZM76 147H78V148H76ZM81 147V148H80ZM98 147H96V149L98 148ZM103 147V148H102ZM110 147H111V145H110ZM124 147H125V143H124ZM123 147V148H124ZM161 147V146H160ZM184 147V146H183ZM183 147H177L178 149H180V148H183ZM194 147V146H193ZM213 147V146H212ZM211 147V148H212ZM221 147V148H222ZM236 147V148H237ZM247 147V146H246ZM248 147H250V145L248 146ZM257 147V146H256ZM9 148L10 149H13V151H8L9 150ZM33 148H35V147H33ZM43 148V150H45V148H44V146L42 147ZM134 148H136V147H134ZM138 148H140V147H138ZM142 148V147H141ZM146 148V147H145ZM148 148V147H147ZM151 148H153V147H151ZM192 148V147H191ZM196 148V147H195ZM198 148V147H197ZM207 148V149H206ZM210 148V147H209ZM211 148L209 149V150H211ZM214 148H216V145H215V147ZM238 148H240V147H238ZM39 149V148H38ZM41 149V148H40ZM39 149V152L40 151H42V150H40ZM68 149V148H67ZM67 149H65L66 151H67ZM70 149V148H69ZM68 149V152L67 153H69V150ZM103 149V150H104ZM117 149V148H116ZM160 149V148H159ZM165 149H167V148H165ZM164 149V150H165ZM173 149V148H172ZM189 149V148H188ZM187 149V150H188ZM199 149V148H198ZM37 150V149H36ZM65 150H64V152H63V154L64 153H66L65 152ZM75 150H76V152H75ZM149 150V149H148ZM155 150V149H154ZM153 150V151H154ZM157 151H158V149H156ZM155 150V151H156ZM161 150V149H160ZM183 150V149H182ZM193 150V149H192ZM191 150V151H192ZM49 151V150H48ZM60 151H59V153H60ZM71 151H73L72 149H71ZM81 153H80V152ZM83 151V152H82ZM97 151H99V150H97ZM102 151V150H101ZM116 151V150H115ZM118 151V150H117ZM126 151H128V150H126ZM130 151H132V150H129L128 151V154H129V152ZM146 151V150H145ZM152 151V152H153ZM154 151V152H155ZM163 151V150H162ZM176 151V150H175ZM190 151V150H189ZM193 151H198L197 149L196 150H193ZM192 151V152H193ZM200 151V150H199ZM222 151V152H221ZM224 151V152H225ZM44 152V151H43ZM47 152V151H46ZM136 151H134V153H135ZM159 152V151H158ZM164 152L165 151H163V154L162 155H164ZM180 152V151H179ZM204 152V151H203ZM227 152H225L226 154H227ZM38 153V152H37ZM45 153V152H44ZM54 153H56V151L54 152ZM94 153H96V151L94 152ZM98 153V152H97ZM103 153V152H102ZM140 153V152H139ZM141 153L143 154L142 155V159H143V157H145V156H147L146 158H148L149 159V161L151 162V161H154L156 158H154V160L153 159H150L149 157H148V155H149V153L150 152H142L141 151ZM156 153V152H155ZM161 153V152H160ZM224 153V154H225ZM46 154V153H45ZM48 154V153H47ZM50 154V153H49ZM87 154L85 155L84 154V157L85 156H87ZM91 154V153H90ZM99 154H100V152H99ZM110 154V153H109ZM116 154H117V152H116ZM128 154H126V155H124V154H122V155H120V158H118V157H116V158H114V159H106V160H101V161H99V162H97L98 163V165L100 166V169H98V171H104V170H106L107 168H110V167H118V166H120L121 164L122 165H124L123 167H125L126 168V172L124 171V169H123V171L125 172V173H131L132 172V170L133 169H137V171L139 170V168L140 167H143L144 165L142 164V166H133V164H135V162L137 161V159L136 158H134V157H139V156H132L131 157V154L130 155H128ZM151 154V153H150ZM153 154V153H152ZM166 154L167 153H165V156H166ZM179 154V153H178ZM182 154V153H181ZM183 154H184V152H183ZM182 154V157L181 158H183V155ZM187 155L189 154V153H186ZM193 154H194V152H193ZM199 154H200V152H199ZM198 154V155H199ZM224 154H223V156H224ZM94 155V154H93ZM103 155H104V153H103ZM112 155V154H111ZM133 155V154H132ZM137 155H139L138 153H137ZM141 155V154H140ZM156 155V154H155ZM158 155V154H157ZM169 155V154H168ZM174 155H176L175 154V152H174ZM180 155V154H179ZM186 155V156H187ZM195 155V154H194ZM231 155V156H230ZM36 156H35V158H36ZM43 156V155H42ZM55 156V155H54ZM56 156H58V155H56ZM61 157L60 158H62V154L60 155ZM64 157H65V155H63ZM97 156V155H96ZM122 156H124V157H122ZM130 156V157H129ZM159 156V155H158ZM171 156V155H170ZM181 156V155H180ZM192 157H194L193 155H191ZM40 157H41V155H40ZM39 157V159L41 160V158ZM43 157H45V155L43 156ZM53 157V156H52ZM67 157H68V159L70 160V162L71 163H73L72 161H71V158H69V156H67L66 155V159H67ZM74 157H76V158H74ZM78 157H79V159H78ZM84 157L82 158V160L84 159ZM89 157V156H88ZM110 157V156H109ZM129 157V158H128ZM151 157H152V155H151ZM154 157V156H153ZM152 157V158H153ZM161 157V158H160ZM160 159L162 160V157L163 156H161L160 155ZM179 157V156H178ZM177 157V158H178ZM189 157V156H188ZM198 157V156H197ZM199 157H200V155H199ZM198 157V158H199ZM202 157V156H201ZM205 157V158H206ZM210 157V158H211ZM55 158V157H54ZM57 158H59V157H56L55 158V160L57 159ZM164 158V157H163ZM171 158H172V156H171ZM171 158H169V159H171ZM176 158V159H177ZM180 158V157H179ZM184 158H186V157H184ZM208 158V157H207ZM207 158H206V160H207ZM53 159V158H52ZM63 159H65V158H62V161L61 162H65V160L63 161ZM67 159V160H68ZM96 159V158H95ZM173 159V158H172ZM171 159V160H172ZM194 159H196L195 157L193 158V161H194ZM201 159H204V158H201ZM44 160V159H43ZM51 160V159H50ZM60 160V159H59ZM87 160V159H86ZM98 160H100V159H98ZM145 160V159H144ZM144 160H142V161H144ZM167 160H168V158H167ZM178 160V159H177ZM186 160V159H185ZM190 160H191V158H190ZM206 160H204V161H206ZM211 160H212V158H211ZM211 160H209V161H211ZM95 161H97V160H95ZM94 161V162H95ZM141 161V162H142ZM146 161H147V159H146ZM156 161V160H155ZM157 161H159V160H157ZM164 161H165V159H164ZM180 161V160H179ZM177 162V164L178 163H180L181 164V162ZM181 161L183 162V159H181ZM188 161H189V159H188ZM193 161H192V163H193ZM213 161V160H212ZM46 162V161H45ZM56 162V161H55ZM89 162V161H88ZM92 162H93V160H92ZM91 162V163H92ZM134 162V163H133ZM150 162H148V165L150 166L151 165V167H153V166H155L154 164H152V163H150ZM160 162V161H159ZM158 162V163H159ZM166 162V161H165ZM171 162H173V161H171ZM186 162V161H185ZM195 162V161H194ZM197 162V161H196ZM200 162V161H199ZM199 162H197V163H199ZM54 163V162H53ZM57 163H58V161H57ZM56 163V164H57ZM66 163V162H65ZM68 164H69V162H67ZM75 163H76V160H75ZM83 163H87V162H84V160H83ZM97 163L96 164H94V165H97ZM157 163V162H156ZM158 163H157V165H158ZM163 163V162H162ZM187 163V162H186ZM186 163H184V164H186ZM188 163H191V161H189ZM203 163H205V162H203ZM211 163V162H210ZM213 163V162H212ZM42 165H43V162L41 163ZM48 164V163H47ZM52 164V163H51ZM50 164V165H51ZM55 164V163H54ZM55 164V165H56ZM77 164L75 165V168H76V166H77ZM82 164V163H81ZM85 164H82L83 166H85V167H83V169H85L86 167H87V169L88 168H90V167H88V166H92L93 164H90V165H88V163H87V165H85ZM132 164V166H130ZM136 164H138V163H136ZM135 164V165H136ZM172 164V163H171ZM176 163H174L173 165H175ZM184 164H183V166H184ZM214 164V163H213ZM212 164V165H213ZM45 165V164H44ZM44 165H43V167H44ZM58 165V164H57ZM65 167H67L66 169L67 170H69L71 167H69V165L67 166V165H65V164H63ZM79 166H80V164H78ZM81 165V166H82ZM121 165V166H122ZM167 165V164H166ZM169 165V164H168ZM193 165V164H192ZM191 165V166H192ZM200 165V164H199ZM202 165V164H201ZM200 165V166H201ZM214 165H216V163L214 164ZM39 166H40V164H39ZM60 166H62V165H60ZM71 166V165H70ZM81 166H80V168H81ZM160 166V165H159ZM188 165H186V167H187ZM208 166V165H207ZM46 167V166H45ZM44 167V171L46 170V168ZM51 167V166H50ZM55 167V166H54ZM58 167H59V165H58ZM68 167H69V169H68ZM73 167V166H72ZM145 167V166H144ZM164 167V166H163ZM163 167H161V168H163ZM168 167V166H167ZM179 167H180V165H179ZM181 167H182V164H181ZM189 167V166H188ZM199 167V166H198ZM203 167V166H202ZM209 167V166H208ZM210 167H212L211 165H210ZM48 168H49V166H48ZM52 168H53V166H52ZM57 168V167H56ZM59 168H61V167H59ZM73 169V168H71L72 170H74V173H75V170L76 169H78L77 171L78 172H80L79 171V168H78V166H77V168L76 169ZM99 168V167H98ZM121 168V167H120ZM119 168V169H120ZM184 168V167H183ZM183 168H181V169H183ZM200 168V167H199ZM214 167H212V168H210V169H213ZM50 169V168H49ZM63 169V168H62ZM82 168H81V170H83ZM87 169H85L84 171H86ZM92 169H94V166H93V168H91V170ZM96 169H97V167H96ZM117 169V168H116ZM180 169V170H181ZM196 169V168H195ZM206 169H208V168H206ZM210 169H208V170H210ZM42 167H39V171L42 173ZM57 170V169H56ZM59 170H61V169H59ZM58 170V171H59ZM89 170V169H88ZM95 170V169H94ZM118 170V169H117ZM173 170V169H172ZM183 170H186V169H183ZM201 170H202V168H201ZM214 170V169H213ZM37 171V170H36ZM35 171V172H36ZM50 171V170H49ZM49 171L47 170V172L49 173ZM54 171V170H53ZM62 171V170H61ZM70 171V170H69ZM69 171H67V173H69ZM83 171V172H84ZM119 171V170H118ZM136 171V170H135ZM153 173H152V175H151V173H150V177H151V180L149 179V177H146L147 178V182H143V180H144V178H143V180L141 179V181L140 180H137V182L139 181V183H142L143 182V184H139L140 185V187L142 188V189H144V188H151L152 190H154V189H157V188H162L163 187V184L168 180L169 182L168 183H170L171 182V180H169V179H167V178H170V177H165V175L164 174H161L160 172H159V170L157 171V169L155 170V169H152L151 170ZM167 171V170H166ZM203 171V170H202ZM205 171V170H204ZM216 171V170H215ZM34 172V173H35ZM40 172H38V173H40ZM47 172H45V173H47ZM83 172H81V174L83 173ZM96 172V171H95ZM124 172H121L122 174H124ZM150 172V171H149ZM163 172V171H162ZM176 172H178V171H176ZM197 172V171H196ZM206 172V171H205ZM86 174L88 173L89 174V172L88 171H86L85 172ZM91 173V172H90ZM94 173V171L90 174V176L93 178V176H92V174ZM101 173V172H100ZM116 173V172H115ZM118 173H120V172H118ZM121 173H120V175H121ZM137 173H141L140 171L139 172H137ZM163 173H165V172H163ZM198 173V172H197ZM214 173V172H213ZM64 174L66 175V172H64ZM73 175V171H72V173H69V175L68 176H70V175ZM80 174V173H79ZM84 174V173H83ZM82 174V175H83ZM85 174V177L86 176H88V177H86V178H84V179H88L89 180V175H86ZM97 174V173H96ZM104 174V173H103ZM108 174V173H107ZM112 174V173H111ZM132 174V173H131ZM135 174V173H134ZM146 174H147V172H146ZM166 174V173H165ZM196 174V173H195ZM46 175V177H48L47 176V174H45ZM49 175V174H48ZM50 175H52V174H50ZM66 175V176H67ZM76 175H77V177L79 178V176H78V174L76 173ZM95 175V174H94ZM101 175V174H100ZM99 175V176H100ZM105 175V174H104ZM110 175V174H109ZM115 175H117V174H115ZM133 175V174H132ZM137 175V174H136ZM139 175V174H138ZM148 176H149V173L147 174ZM169 175V174H168ZM171 175H173V174H171ZM178 175V174H177ZM190 175V177H191V175H193V174H189ZM188 175V176H189ZM196 175H198V174H196ZM196 175H195V177H196ZM43 176V175H42ZM53 176V175H52ZM58 176V178L60 177L59 175H56V177ZM61 176H63V175H61ZM74 176V175H73ZM96 177H98L97 175H95ZM174 176V175H173ZM215 176V175H214ZM39 177V176H38ZM45 177V176H44ZM43 177V178H44ZM49 177H51V176H49ZM71 177V176H70ZM104 177V176H103ZM110 177V176H109ZM109 177H107V176H105L104 178L105 179H107V178H109ZM113 178H114V175L112 176ZM112 177H110L111 179H112V182L111 183H113V178ZM118 177V179H115V180H119V176H115V178H117ZM128 177V176H127ZM134 177H136V176H134ZM140 177V176H139ZM187 177V176H186ZM194 177V175L191 177V178H193ZM209 177V176H208ZM55 178V177H54ZM62 178V177H61ZM77 178V179H78ZM80 178H81V176H80ZM126 178V177H125ZM163 178H165V179H163ZM178 178V177H177ZM191 178H189L190 180H191ZM197 178H198V176H197ZM197 178H196V181H197ZM204 178V177H203ZM36 179V178H35ZM46 179V178H45ZM67 179V178H66ZM70 179V178H69ZM72 179V178H71ZM71 179H70V181H71ZM74 179V178H73ZM76 179V178H75ZM74 179V180H75ZM83 179V178H82ZM83 179V181H86V180H84ZM91 179V178H90ZM94 179H96L97 181L99 180L98 178H93V179H91V180H89L91 183H92V181H93V184L95 183V182H97V181H94ZM101 180H102V178H100ZM121 179V178H120ZM124 178H122V180H123ZM136 179V178H135ZM187 179V178H186ZM189 179H188V182H190V185H191V182L193 183V181L191 180V181H189ZM33 181H34V178L32 179ZM54 180V179H53ZM60 180V179H59ZM64 180H65V177H64ZM63 180V181H64ZM74 180H72V182L74 181ZM87 180V182L89 183V181ZM100 180V181H101ZM108 180V179H107ZM129 180V179H128ZM177 180V179H176ZM200 180V179H199ZM199 180H198V183H199V185H200V182H199ZM31 181V180H30ZM40 181H42V180H36V181H34V183L35 182H37L38 184H39V182ZM57 181V180H56ZM55 181V182H56ZM62 181V182H63ZM78 181H81V180H78ZM77 181V182H78ZM103 181H104V179H103ZM106 181V180H105ZM104 181V182H105ZM127 181V180H126ZM135 181V180H134ZM172 181H173V179H172ZM195 181V182H196ZM202 182L201 183H203V180H201ZM207 181H208V179H207ZM206 181V182H207ZM224 181H225V183H224ZM47 182V181H46ZM50 182V181H49ZM77 182H73V184H76ZM87 182H85V184L83 183V185H85V187L84 186H82V187H80L83 191H86V192H81V194H86V196H87V194H89V195H91V192H93V191H91L90 193H87L88 192V190H87V186L86 185H91L90 183L88 184ZM104 182H99L98 181V184H100V183H104ZM121 182V181H120ZM177 182V181H176ZM182 182V181H181ZM186 182H187V180H186ZM187 182V183H188ZM194 182V183H195ZM222 182H220V183H222ZM27 183H29L28 181H27ZM53 183V182H52ZM66 183H67V180H66ZM81 183V182H80ZM78 184V186H80V185H82V183L81 184ZM87 183V184H86ZM105 183H107V182H105ZM110 183V185H113V184H111ZM117 183H119V181L117 182ZM132 182H130L129 183V186L128 185H126L125 184V187H123V188H125L126 189V193H125V189H124V193L125 194H130V196H131V194L132 193H136L137 191L138 192H140L141 191V188L139 189V190H137L138 188H137V185H138V183H137V185H135V186H131L130 184H131ZM178 183V182H177ZM210 183H212V182H210ZM30 184H32V183H30ZM37 184V185H38ZM42 184L44 185L45 183L42 181ZM48 184V183H47ZM50 184V183H49ZM55 184V183H54ZM61 184V183H60ZM70 185H71V183H69ZM68 184V185H69ZM102 184H101V186H102ZM108 184V186H109V182L107 183ZM122 184V183H121ZM134 184V183H133ZM136 184V183H135ZM174 184V183H173ZM172 184V185H173ZM182 184V183H181ZM189 184V183H188ZM187 184V185H188ZM204 184H205V182H204ZM212 184H214V183H212ZM35 184H33V187L34 188H32V189H35V186H34ZM40 185V184H39ZM43 185H42V187H43ZM70 185H69V187H70ZM115 185H116V183H115ZM168 185H171V184H168ZM207 185V186H208ZM45 186H46V184H45ZM52 186H54V185H52ZM63 186V185H62ZM75 186V185H74ZM73 186V187H74ZM100 186V185H99ZM99 186H98V189L100 190V191H102V189H100L99 188ZM100 186V187H101ZM103 186H105V185H103ZM102 186V187H103ZM123 186V185H122ZM165 187H168L167 185H164ZM174 186V185H173ZM176 186V185H175ZM186 185H184V187H185ZM202 186V185H201ZM204 186V185H203ZM211 186H213V185H211ZM214 186H216L215 184H214ZM29 187H32V186H30L29 185ZM91 186H89V188H90ZM93 187H97V186H93ZM139 187V186H138ZM179 187V186H178ZM183 187V186H182ZM188 187V186H187ZM192 187V186H191ZM196 187H198V186H196ZM205 187H206V184H205ZM28 188V187H27ZM36 188H37V186H36ZM38 188H39V186H38ZM40 188H41V185H40ZM39 188V189H40ZM45 188V187H44ZM62 188V187H61ZM78 188V187H77ZM88 188V189H89ZM122 188V189H123ZM176 188V187H175ZM200 188H202L203 189V187H200ZM31 189V191L33 192V190ZM53 189H55V188H53ZM74 189H75V187H74ZM81 189H79L78 188V190H81ZM86 189V190H85ZM91 189H92V187H91ZM91 189H89V190H91ZM96 190L93 192L94 193V195H96V191H97V188H95ZM109 189V188H108ZM122 189H121V191H122ZM150 189V190H151ZM166 189V188H165ZM177 189H179V188H177ZM37 191H38V189H36ZM36 190H34V192H33V194L36 192ZM48 190H50V189H47L46 188V192L48 191ZM59 190V189H58ZM77 190V191H78ZM81 190V191H82ZM93 190V189H92ZM105 190V189H104ZM118 190V189H117ZM168 190H170V189H168ZM167 189H166V191H168ZM30 191V190H29ZM42 190L40 189V191L38 192V193H40ZM56 191V190H55ZM64 191V190H63ZM107 191V190H106ZM143 191V190H142ZM141 191V192H142ZM144 191H146V189L144 190ZM143 191V192H144ZM157 191V190H156ZM156 191H155V193H156ZM160 191H161V189H160ZM160 191H158V192H160ZM200 191V193H204V192H201V190H199ZM203 191V190H202ZM28 192V191H27ZM45 192V190H43V193ZM51 193H53V191H50ZM50 192H48L49 193V195H50ZM69 192V191H68ZM67 192V193H68ZM73 192V191H72ZM99 192V191H98ZM104 192V191H103ZM114 192V191H113ZM137 192V193H138ZM148 192V191H147ZM172 192V191H171ZM22 193H24V192H22ZM26 193V192H25ZM36 194L35 195V198H34V200H36V199H38V198H40V197H38L37 195H39V194ZM42 193V192H41ZM66 193V194H67ZM75 193H76V191H75ZM93 193H92V195H93ZM100 193V192H99ZM119 193V192H118ZM145 193V192H144ZM185 193V192H184ZM189 193V192H188ZM191 193H189V194H191ZM28 194V193H27ZM30 194V193H29ZM45 194V193H44ZM43 194V196H44V198H45V196L47 197V195L45 194L44 195ZM56 194H60V193H57V191H56ZM65 194V195H66ZM70 194V193H69ZM117 194V193H116ZM120 194V193H119ZM124 194V195H125ZM140 194V193H139ZM141 194H143V193H141ZM147 194V193H146ZM165 194V193H164ZM16 195V196H17ZM23 195V194H22ZM21 195V196H22ZM24 195H26V194H24ZM41 195V194H40ZM39 195V196H40ZM52 195V194H51ZM71 195V194H70ZM73 195V194H72ZM79 195V194H78ZM113 195V194H112ZM123 195V194H122ZM150 195H152V194H150ZM156 195V194H155ZM186 195H188V194H186ZM16 196H15V198H16ZM18 196V198H20ZM29 196V195H28ZM27 196V197H28ZM36 196L38 197V198H36ZM42 196V197H43ZM61 196V195H60ZM86 196H84V197H81V198H86L87 199V197ZM120 196H121V194H120ZM127 196H129V195H127ZM134 195L132 194V196L131 197H133ZM143 196H146V195H143ZM154 196V195H153ZM159 196V195H158ZM181 196V195H180ZM23 197V196H22ZM26 197V198H27ZM41 197V198H42ZM53 197V196H52ZM56 197V196H55ZM62 197V196H61ZM64 197H66V196H64ZM107 197V196H106ZM117 197H119V196H117ZM124 196H122V198H123ZM136 196H134V199H136L135 198ZM137 197H139V196H137ZM179 197V196H178ZM186 197V196H185ZM25 198V199H26ZM29 198L30 199H33L32 197H28V200H29ZM44 198H42L43 200H44ZM74 198H75V196H74ZM100 198V197H99ZM98 198V199H99ZM112 198V197H111ZM115 197H113L112 199H111V201H113V199H114ZM126 198V197H125ZM130 198V197H129ZM128 198V199H129ZM142 198V197H141ZM147 198H149V197H147ZM158 198V197H157ZM23 199V198H22ZM42 199H40L39 201H42ZM45 199H47V198H45ZM48 199H50V198H48ZM52 199V198H51ZM57 199V198H56ZM60 199V198H59ZM76 199V198H75ZM78 199V198H77ZM98 199H95V200H98ZM101 199V198H100ZM185 199V198H184ZM183 199V200H184ZM210 199H212V200H214V201H216L215 203H214V201L213 202H211L212 204L211 205H209V206H207V208H205L206 206V203H207V201L209 202V200ZM61 200H62V202H63V199L61 198ZM61 200H60V202H61ZM67 200V199H66ZM88 200H90L89 198H88ZM118 200V199H117ZM132 200V199H131ZM138 200H139V198H138ZM148 200V199H147ZM173 200V199H172ZM31 200H29L28 201V203L30 202ZM33 201V200H32ZM36 201H38V200H36ZM50 201V200H49ZM58 201V200H57ZM81 201V200H80ZM80 201H78V202H80ZM82 201H84V200H82ZM109 202V204L111 203V206H112V202ZM115 201V200H114ZM119 201V200H118ZM118 201H116V202H118ZM127 201V200H126ZM129 201V200H128ZM164 201V200H163ZM169 201V200H168ZM180 201V200H179ZM178 201V202H179ZM191 201H193V200H191ZM47 202H48V200H47ZM77 202V201H76ZM76 202H74V203H76ZM87 202V201H86ZM92 202V201H91ZM94 202V201H93ZM116 202H114V203H116ZM144 203L146 202L145 201V199H144V201H143ZM160 202V201H159ZM31 203H33V202H31ZM31 203H30V205H29V207H31ZM53 203H55V202H53ZM72 203V202H71ZM99 203V202H98ZM103 204H104V202H102ZM120 203V202H119ZM126 203V202H125ZM154 203V202H153ZM69 204V203H68ZM92 204H95V205H97V202H95V203H92ZM107 204V203H106ZM117 204V203H116ZM116 204L114 205V206H116ZM124 204V203H123ZM122 204V205H123ZM161 204V203H160ZM180 204V203H179ZM210 204V203H209ZM225 204V205H224ZM43 205H44V203H43ZM52 205V204H51ZM60 205V204H59ZM99 205V204H98ZM121 205V206H122ZM136 205V204H135ZM148 205V204H147ZM162 206H163V204H161ZM181 205V204H180ZM22 206V207H21ZM27 207H28V205H26ZM26 206H25V208H26ZM55 206V205H54ZM53 206V207H54ZM64 206V205H63ZM62 206V207H63ZM73 206V205H72ZM75 206V205H74ZM73 206V207H74ZM83 206V205H82ZM82 206H80V207H82ZM85 206V205H84ZM92 206V205H91ZM99 206H101V203H100V205ZM99 206H95V208L96 207H99ZM107 206V205H106ZM113 206V207H114ZM134 206V205H133ZM141 206V205H140ZM156 206V205H155ZM172 206V205H171ZM177 206V205H176ZM184 206V205H183ZM187 206V205H186ZM28 207V208H29ZM42 207H44V206H42ZM48 207V206H47ZM46 207V208H47ZM61 207V206H60ZM65 207V206H64ZM68 207V206H67ZM72 207V208H73ZM94 207V206H93ZM92 207V208H93ZM105 207V206H104ZM144 207V206H143ZM175 207V206H174ZM182 207V206H181ZM180 207V208H181ZM192 207V206H191ZM24 208V207H23ZM57 208V207H56ZM66 208V207H65ZM102 208H103V206H102ZM101 208V209H102ZM128 208V207H127ZM176 208V207H175ZM179 208V209H180ZM27 209V208H26ZM40 210H41V208H39ZM50 209H52V207L50 208ZM54 209V208H53ZM71 209V208H70ZM74 209V208H73ZM82 209V208H81ZM106 209H108V208H106ZM105 209V210H106ZM112 209V208H111ZM144 209V208H143ZM156 209V208H155ZM154 209V210H155ZM164 209V208H163ZM172 209V208H171ZM188 209V208H187ZM38 210V209H37ZM44 210V209H43ZM67 211H68V209H66ZM76 211H77V208L75 209ZM90 210V209H89ZM128 210V209H127ZM126 210V211H127ZM130 210V209H129ZM128 210V211H129ZM141 210V209H140ZM175 210V209H174ZM178 210V209H177ZM181 210V209H180ZM56 211V210H55ZM61 211V210H60ZM64 211V210H63ZM71 211V210H70ZM76 211H74V213L76 212ZM79 211V210H78ZM78 211H77V214H78ZM80 211H82V210H80ZM97 211H98V209L96 210V213H97ZM99 211H100V209H99ZM104 211V210H103ZM116 211H117V209H116ZM132 211V210H131ZM131 211H129V212H131ZM143 211V210H142ZM149 211V210H148ZM157 211V210H156ZM179 211V210H178ZM188 211V210H187ZM189 211L191 212L192 210L191 209H189ZM47 212V211H46ZM50 212V211H49ZM48 212V213H49ZM58 212V211H57ZM94 212V211H93ZM109 212V211H108ZM123 213H124V211H122ZM128 212V213H129ZM134 212V214H135V211H133ZM137 212V211H136ZM139 212H141V211H139ZM161 212V211H160ZM159 212V213H160ZM164 212V211H163ZM170 212V211H169ZM172 212V211H171ZM189 212V213H190ZM200 212V211H199ZM20 213H23L22 215L23 216H21L20 215ZM35 213H37L36 211H35ZM41 213V212H40ZM43 213V212H42ZM54 213V212H53ZM81 213V212H80ZM80 213H79V215H80ZM95 213V212H94ZM100 213V212H99ZM105 213H107V212H105ZM112 213V212H111ZM122 213V214H123ZM127 213V212H126ZM168 213V212H167ZM175 213V212H174ZM195 213V212H194ZM38 214V213H37ZM55 214V213H54ZM57 214V213H56ZM65 214H66V212H65ZM65 214L63 215V216H65ZM69 214V213H68ZM115 214V213H114ZM121 214V213H120ZM121 214V215H122ZM133 214V213H132ZM133 214V215H134ZM139 214H141V213H139ZM147 214V213H146ZM191 214V213H190ZM29 215H34V212L32 213L31 212V214H30V212H29ZM45 215V214H44ZM51 215V214H50ZM75 215V214H74ZM74 215L73 216H70V217H74ZM78 215V216H79ZM109 215H110V213H109ZM132 215V216H133ZM144 215V214H143ZM159 215V214H158ZM157 215V216H158ZM168 215V214H167ZM177 215H178V213H177ZM198 215V214H197ZM202 215V214H201ZM204 215V214H203ZM47 216H48V214H47ZM87 216V215H86ZM105 216V215H104ZM122 216H124V215H122ZM121 216V217H122ZM127 216H128V214H127ZM129 216H131V215H129ZM135 216H136V214H135ZM140 216V215H139ZM145 216V215H144ZM200 216V215H199ZM37 217H38V215H37ZM42 217V216H41ZM51 217V216H50ZM70 217H68V218H70ZM125 217H126V215H125ZM134 217V216H133ZM136 217H138V216H136ZM177 217V216H176ZM183 217H184V215H183ZM186 218H187V216H185ZM209 217V216H208ZM3 218H6L5 220H7V222L9 223V222H14V223H11V224H14V227H15V225H16V228H12L13 226H11V224L9 225L8 223H5L4 221H3ZM44 218H46V217H44ZM59 218V217H58ZM68 218H65V219H68ZM110 218V217H109ZM127 218V220L129 219L128 217H126ZM160 218V217H159ZM207 218V216L205 217V219ZM213 218V217H212ZM211 218V219H212ZM9 219L10 220H12V221H9ZM27 220V222L25 223V220ZM32 219H34V217L32 218ZM31 219V220H32ZM38 219V218H37ZM43 219V218H42ZM52 219H53V216H52ZM71 219V218H70ZM83 219V218H82ZM113 219H116V218H113ZM136 219V218H135ZM191 219V218H190ZM201 220L202 219H204L203 217H201L200 218ZM208 219V218H207ZM209 219H210V217H209ZM211 219L209 220V221H211ZM30 220V219H29ZM40 220H41V218H40ZM48 220H50V219H48ZM47 220V221H48ZM80 220V219H79ZM126 219H125V221H127ZM131 220V219H130ZM137 220V219H136ZM148 220H150V219H148ZM154 220V219H153ZM155 220H157L156 218H155ZM163 220V219H162ZM171 220V219H170ZM173 220V219H172ZM192 220V219H191ZM200 220V221H201ZM213 220V219H212ZM39 221V220H38ZM71 221V220H70ZM129 221V220H128ZM133 221V220H132ZM135 221V220H134ZM143 221V220H142ZM186 221H187V219H182V223L185 225V223H186ZM199 221V220H198ZM200 221L199 222H197V223H199V224H202V222L200 223ZM249 221H251L252 222V225L251 226H247L246 224H247V222H249ZM6 225V224H8V226H6V228H11V229H9L10 230V234H7V232L6 231H9V230H6V228H5V226H3V225H1V224H3V223ZM40 222V221H39ZM65 222V221H64ZM86 222V221H85ZM108 222H114L115 223V220H110V221H108ZM118 222H120V220L119 221H117L115 224H117ZM124 222V221H123ZM130 222V224L129 225H131V221H129ZM137 222H138V220H137ZM136 222V223H137ZM145 222V221H144ZM165 222V221H164ZM175 222V221H174ZM196 222V221H195ZM213 222H215V221H213ZM43 223V222H42ZM42 223H40V224H42ZM44 223H45V221H44ZM49 223H50V221H49ZM71 223V222H70ZM114 223H112L113 225H114ZM128 223V222H127ZM133 223V222H132ZM152 223V222H151ZM170 223V222H169ZM181 223V222H180ZM205 223H206V221H205ZM211 223H212V221H211ZM216 223L218 224V222L216 221ZM215 223V224H216ZM250 223V222H249ZM248 223V224H249ZM33 224V223H32ZM36 224H37V222H36ZM55 224V223H54ZM69 224V223H68ZM100 224V223H99ZM102 224V223H101ZM105 224V223H104ZM112 224H106L107 226H110L111 225V227H112ZM118 224H121V223H118ZM134 224V223H133ZM132 224V225H133ZM139 224V223H138ZM137 224V226H139ZM144 224V223H143ZM159 224V223H158ZM161 224H163V223H161ZM193 224H194V222H193ZM193 224H188L187 223V225H193ZM199 224H198V226H197V224L195 223L194 224V227L192 228V229H194V233H195V229H197V227H199ZM203 224H204V222H203ZM214 224V223H213ZM214 224V225H215ZM60 225V224H59ZM84 225V224H83ZM105 225V226H106ZM122 225V224H121ZM147 225V224H146ZM153 225V224H152ZM151 225V226H152ZM165 225V224H164ZM205 225V224H204ZM211 225V224H208L207 223V227H209V226ZM219 226H220V223L218 224ZM11 226V227H10ZM68 226V225H67ZM70 226V225H69ZM76 226V225H75ZM80 226V225H79ZM86 226V225H85ZM101 226V225H100ZM100 226L98 225L96 228H98V229H100ZM104 226V225H103ZM103 226H101V227H103ZM106 226V227H107ZM116 226V225H115ZM134 226V228H136L135 227V224L133 225ZM141 226V225H140ZM181 226V225H180ZM201 226V225H200ZM206 226V225H205ZM216 226V225H215ZM221 226H222V224H221ZM31 227V226H30ZM33 227V226H32ZM35 227H36V225H35ZM76 227H78V226H76ZM117 227H118V225H117ZM158 227H161V226H158ZM179 227V226H178ZM187 227H189L190 228V226H187ZM21 228V229H20ZM51 228V227H50ZM83 228H85V227H83ZM96 228H95V226H90V227H88V230L87 231H91L92 229H95L96 230ZM105 228V227H104ZM128 228V227H127ZM127 228H125V229H127ZM152 228V227H151ZM155 228V227H154ZM157 228V227H156ZM166 228V227H165ZM174 228V227H173ZM188 228V229H189ZM190 228V229H191ZM211 230H212V225L209 227ZM215 227L213 226V229H214ZM16 229V230H15ZM21 230V232H17V230ZM33 229V228H32ZM31 229V234H32V231L34 230H32ZM74 229V228H73ZM80 229V228H79ZM97 229V230H98ZM103 229V228H102ZM107 229H108V227H107ZM106 229V230H107ZM115 229V228H114ZM159 229V228H158ZM161 229H163L164 230V227L163 228H161ZM160 229V230H161ZM176 229V228H175ZM187 229V228H186ZM191 229V230H192ZM200 229V228H199ZM201 229H203V227H201ZM200 229V230H201ZM216 229V228H215ZM6 230V231H5ZM14 230V231H13ZM39 230V229H38ZM44 230V229H43ZM60 230V229H59ZM82 230V229H81ZM95 230H94V232H95ZM101 230V229H100ZM105 230V231H106ZM111 230V229H110ZM118 230V229H117ZM124 230V229H123ZM153 230H155V229H153ZM181 230V229H180ZM204 230V229H203ZM218 230V233H220V231ZM11 231H12V233H11ZM16 231V233H18V234H13L14 232ZM35 231V230H34ZM62 231H63V228H62ZM71 231V230H70ZM99 231V230H98ZM98 231H96L95 233H97ZM132 231V230H131ZM138 232H139V230H137ZM147 231V230H146ZM152 231V230H151ZM210 231V230H209ZM38 232H40V231H38ZM50 232V231H49ZM64 232V231H63ZM67 232V231H66ZM77 232V231H76ZM94 232H92L93 234H94ZM118 232H119V230H118ZM117 232V233H118ZM121 232V231H120ZM126 232V231H125ZM136 232V231H135ZM150 232V231H149ZM165 232H166V230H165ZM170 232V231H169ZM177 232H178V230H177ZM181 232V231H180ZM190 232V231H189ZM203 232V231H202ZM202 232L200 233V234H202ZM205 232H207V229H206V231ZM211 232V231H210ZM212 232H213V230H212ZM35 233H37V232H35ZM52 233V232H51ZM167 233V232H166ZM192 233V232H191ZM197 233H198V229H197ZM198 233V234H199ZM209 233V232H208ZM214 233V232H213ZM216 233V232H215ZM227 233V232H226ZM225 233V235H224V233L222 234V235H224V236H226L227 234ZM38 234V233H37ZM37 234H35L36 236H37ZM48 234V233H47ZM46 234V235H47ZM61 234V233H60ZM70 234H72V233H70ZM83 234V233H82ZM88 234V233H87ZM90 234V233H89ZM124 234V233H123ZM130 233H128L127 235H129ZM135 234H137V233H134V239H135ZM142 234V233H141ZM149 234V233H148ZM151 234V233H150ZM179 234V233H178ZM193 234V233H192ZM197 234V235H198ZM207 234V233H206ZM33 237H32V239H34V237H35V235H34V232H33ZM52 235V234H51ZM58 235V234H57ZM63 235V234H62ZM131 235V234H130ZM137 235H139V233L137 234ZM147 235V234H146ZM180 235V234H179ZM184 235V234H183ZM196 235V234H195ZM194 235V236H195ZM203 235H204V232H203ZM202 235V236H203ZM209 236H211V233H209L208 234ZM207 235V236H208ZM67 236H69V235H67ZM93 236V235H92ZM124 236H126V234L124 235ZM123 235H122V233H121V235H113L112 234V238L111 239H114V240H111L110 238H109V241L111 240V241H115V239H119L120 240V237H124ZM133 236V235H132ZM139 236H141V235H139ZM163 236H164V234H163ZM162 236V239L163 238H165L166 236H169V235H166L165 237H163ZM175 236V235H174ZM174 236H173V238H174ZM193 236V235H192ZM206 236V235H205ZM217 236V235H216ZM215 236V237H216ZM218 236H219V234H218ZM217 236V237H218ZM228 236L229 235H227V237L225 238L226 240H227V238H228ZM45 237V236H44ZM52 237V236H51ZM64 237V236H63ZM104 237V236H103ZM111 237V236H110ZM129 237V236H128ZM131 237V236H130ZM141 237H143V236H141ZM147 237V236H146ZM156 237V236H155ZM161 237V236H160ZM180 238H182V236H179ZM186 237V236H185ZM200 237V236H199ZM235 237V236H234ZM38 238H40L41 239V236H39L38 235ZM78 238V237H77ZM86 238V237H85ZM98 238V237H97ZM133 238V237H132ZM132 238H130V241L132 240ZM177 238V237H176ZM184 238V237H183ZM195 238V237H194ZM198 238V237H197ZM197 238H195V239H197ZM203 238V237H202ZM201 238V239H202ZM208 238V237H207ZM219 238H221V237H219ZM37 239V237H35V240ZM69 239V238H68ZM71 239V238H70ZM76 239V238H75ZM125 239V238H124ZM123 239V240H124ZM160 239V238H159ZM167 239V238H166ZM165 239V240H166ZM168 239H172V237L171 238H168ZM167 239V240H168ZM178 239V238H177ZM186 239V238H185ZM200 239V240H201ZM213 239V238H212ZM222 239V238H221ZM224 239V238H223ZM229 239H231V238H229ZM229 239H228V241H225V242H229ZM39 240V239H38ZM48 240V239H47ZM49 240H51V239H49ZM73 240H74V238H73ZM81 240V238L79 239V241ZM99 240V239H98ZM107 240H108V238H107ZM118 240V241H119ZM143 240H145V239H143ZM161 240V239H160ZM160 240H159V242H160ZM165 240L163 239V241L165 242ZM181 240V239H180ZM205 240V239H204ZM204 240H201V241H204ZM207 240V239H206ZM210 240H211V238H210ZM215 240H217V238L215 239ZM32 241H34V240H32ZM31 241V242H32ZM52 241V240H51ZM76 241V240H75ZM77 241H78V239H77ZM109 241L107 242V244L109 243ZM110 241V242H111ZM135 241V240H134ZM137 241V240H136ZM135 241V242H136ZM162 241V240H161ZM162 241V242H163ZM174 241V239L172 240V242ZM176 241H179V240H176ZM187 241V240H186ZM190 241V243H192V242H194V241H192L191 242V240H189ZM212 241V240H211ZM214 241V240H213ZM219 240H217V242H218ZM231 241V240H230ZM38 242V241H37ZM36 242V243H37ZM40 242V241H39ZM46 242V241H45ZM87 242V241H86ZM101 242V241H100ZM103 242V241H102ZM101 242V243H102ZM106 242H105V244H106ZM122 241H120V243H121ZM129 242V241H128ZM127 242V243H128ZM133 242V241H132ZM132 242H131V244H132ZM141 242H143V241H141ZM198 243H200L199 242V240L197 241ZM220 242H222V241H220ZM223 242H224V240H223ZM78 243V242H77ZM126 243V244H127ZM157 243V242H156ZM156 243H155V245H156ZM166 243V242H165ZM165 243H164V246L163 247H165ZM176 243V242H175ZM177 243H179V242H177ZM195 243H196V241H195ZM208 244L209 243H212V242H210L209 241V239H208V242H207ZM226 243V244H227ZM233 243H236V242H233L232 241V243L231 244H233ZM31 244V243H30ZM34 244V243H33ZM40 244V243H39ZM48 244V243H47ZM79 244V243H78ZM78 244H76V245H78ZM85 244V243H84ZM87 244V243H86ZM117 244V243H116ZM123 244V243H122ZM130 244V243H129ZM128 244V245H129ZM134 244V243H133ZM145 244H147V241H146V243ZM158 244V243H157ZM161 244V243H160ZM167 244H169L168 242H167ZM172 244V243H171ZM189 244V243H188ZM193 244V243H192ZM201 245H202V242L200 243ZM217 244V243H216ZM219 244H224V243H219ZM219 244H217V246H215L214 247V249L216 248V247H218L219 248ZM226 244H224V245H226ZM229 244V243H228ZM241 244V243H240ZM38 245V244H37ZM36 245V246H37ZM119 245V244H118ZM139 245V244H138ZM141 246H143V244H140ZM154 245V244H153ZM154 245V247H157V245L155 246ZM173 245H175V244H173ZM173 245L171 246V247H173ZM191 245V244H190ZM190 245H187L188 247L187 248H192V245H191V247H190ZM196 246H197V243L195 244ZM195 245L193 246L194 248H196L195 247ZM205 245V244H204ZM213 244H211L210 246H212ZM219 245V246H218ZM6 246H11V248L9 249V247H6ZM45 246V245H44ZM81 246V245H80ZM100 246V245H99ZM99 246H97V247H99ZM105 246H107V245H105ZM104 246V247H105ZM124 246V245H123ZM132 246H134V245H132ZM141 246H140V248H141ZM198 246H200V245H198ZM197 246V249H199V247ZM205 246H208L207 244L205 245ZM209 246V247H210ZM227 246V245H226ZM237 246V247H236ZM240 246V245H239ZM30 247H32V245L30 246ZM93 247V246H92ZM109 247V246H108ZM115 247V246H114ZM118 247V246H117ZM116 247V248H117ZM127 247V246H126ZM129 247H131V246H129ZM150 247H152V245L150 246ZM150 247H147V248H144V252H145V250L147 249L148 250V248H150ZM168 247H170V245H168ZM201 247V246H200ZM223 247L224 246H222L221 248H222V250H223ZM228 247V246H227ZM227 247H224L225 249V251H226V248ZM240 247H242V244H241V246ZM239 247V248H240ZM249 247V246H248ZM4 248H7L8 250H6V249H4ZM32 248H36V247H32ZM40 248H42V247H40ZM95 250H96V248L95 247H93ZM137 248V247H136ZM135 248V249H136ZM139 248V247H138ZM161 247L160 246H158V248H156V249H160ZM167 248V247H166ZM187 248H186V250H187ZM204 248V247H203ZM202 247H201V249H203ZM218 248H216L217 250H216V252L220 249H218ZM242 248H245V247H242ZM250 248V247H249ZM249 248H247V249H249ZM4 250V252L5 251H8V252H5V253H9L8 255L7 254H4L3 253V250ZM80 249H81V247H80ZM92 249V248H91ZM90 249V250H91ZM111 249V248H110ZM121 249L122 250H125V252L124 251H121V252H124V253H126L127 251H126V249H125V247L123 248V247H121ZM131 249V248H130ZM150 249H153V248H150ZM149 249V250H150ZM162 249V251L164 252V254L166 253L164 250L165 249H163V248H161ZM182 249V248H181ZM201 249H199V250H201ZM209 249H213V248H209ZM209 249H205L206 251H208ZM213 249V250H214ZM9 250H10V252H9ZM32 250H34V249H32ZM31 250V251H32ZM85 250V249H84ZM84 250H82V251H84ZM102 250V249H101ZM107 250V249H106ZM134 250V249H133ZM168 250V249H167ZM166 250V251H167ZM185 250V248L183 249V251L182 252H185L184 251ZM194 250V249H193ZM196 250V249H195ZM194 250V251H195ZM228 250V249H227ZM21 251V250H20ZM92 252H93V250H91ZM151 251V250H150ZM153 251V250H152ZM151 251V252H152ZM155 251V250H154ZM157 252H159L158 250H156ZM189 251H190V249H189ZM189 251H186V252H188V254H189ZM197 251V250H196ZM210 251V250H209ZM208 251V252H209ZM215 251V250H214ZM214 251H210V252H213V253H209V254H214V255H216L215 253H214ZM87 252V251H86ZM96 252H97V250H96ZM95 251H94V253H96ZM108 252H110V251H107V254H109ZM120 251H119V249H117V251L116 250H114L113 252H111L110 254H109V256H111L112 257V259H114V256L115 255H117V254H120L119 253ZM163 252H162V254H163ZM185 252V253H186ZM200 252V251H199ZM199 252H192V254L195 256L196 255V257H194L195 259H193V257H192V255H191V257H189V258H191V259H189V258H187V256H189L188 254L185 256V253H183L184 255H182V257L186 260H190L189 262H192L193 260L194 261H196V264H212V263H209V262H206L207 260L209 261V259H205V257L203 258V255H204V253H207V252H202L203 253V255H202V253H201V255L199 254ZM220 252V251H219ZM224 252V251H223ZM234 252V251H233ZM2 253H3V255H2ZM31 253H33V252H31ZM35 253H36V250H35ZM34 253V254H35ZM51 253H52V251H51ZM65 253V252H64ZM71 253H72V251H71ZM82 253V252H81ZM80 253V254H81ZM85 253V252H84ZM112 253H113V255L114 256H112ZM123 253V254H124ZM138 253V252H137ZM136 253V254H137ZM153 253V252H152ZM156 253V252H155ZM175 253V252H174ZM174 253H173V255H174ZM191 253V252H190ZM39 254V253H38ZM36 255V257L37 256H39V255ZM104 255H106L105 253H103ZM127 254V253H126ZM141 254V253H140ZM147 254H149V252L147 251ZM157 254V253H156ZM159 254H160V252H159ZM164 254H163V256H164ZM168 254H169V252H168ZM168 254H167V256H168ZM175 254H177V251H176V253ZM181 254V253H180ZM208 254V253H207ZM224 254V253H223ZM229 253H228V255H230ZM32 255V254H31ZM30 255V256H31ZM66 255V254H65ZM70 255V254H69ZM93 255H95V254H93ZM100 255V254H99ZM98 254H97V256H99ZM103 255V256H104ZM121 255V254H120ZM120 255H117L118 257L120 256ZM144 256H147V255H145V254H143ZM161 255V254H160ZM170 255H172V254H170ZM218 255V254H217ZM216 255V256H217ZM220 255V256H219ZM218 255V258L220 257L221 258V256H222V251H221V253ZM18 256H20L19 257V259H18ZM34 256V255H33ZM30 257V258H33L34 260H36L34 257ZM73 256H75L74 254H73ZM80 256V255H79ZM89 256V255H88ZM96 256V255H95ZM94 256V257H95ZM101 256H102V254H101ZM99 257V258H102V260H97V262L99 261V264H101L100 262L101 261H104V260H106V259H104L103 257ZM117 256L115 257V258H117ZM125 256L126 255H124V258H125ZM131 256V255H130ZM140 256V255H139ZM149 256V255H148ZM147 256V258H144L143 256H141V257H143L144 258V260H142V264L144 263V264H146V262H148L149 263V261L151 262V259H149V257ZM156 256V255H155ZM181 256V255H180ZM213 256V255H212ZM215 256V257H216ZM17 257V258H16ZM63 257V256H62ZM78 257V256H77ZM84 257V256H83ZM86 257V256H85ZM93 257V258H94ZM106 257V256H105ZM107 257H108V255H107ZM122 257H123V255H122ZM156 257H159L158 255L156 256ZM173 257V256H172ZM171 257V258H172ZM176 257H179V256H177V255H175V258ZM207 258H208V256H206ZM24 258V259H23ZM45 258V257H44ZM64 258V257H63ZM79 258V257H78ZM80 258H82V257H80ZM92 258V257H91ZM90 258V259H91ZM97 258V257H96ZM98 258V259H99ZM126 258H128V257H126ZM137 258V257H136ZM135 258V259H136ZM143 258H141V259H143ZM160 258V257H159ZM159 258H158V260H159ZM165 258H166V256H165ZM175 258H172V259H174L175 260ZM210 258V257H209ZM212 258V259H211ZM210 259L211 260H213V257H211ZM224 258V259H225ZM8 259H9V261H8ZM23 259V260H22ZM70 259V258H69ZM109 259V258H108ZM118 259V258H117ZM120 259V258H119ZM118 259V260H119ZM123 259V258H122ZM141 259H140V261H141ZM148 261H147V260ZM167 259V258H166ZM170 258H169V256H168V260H169ZM171 259V260H172ZM193 259V260H192ZM223 259V258H222ZM7 260V261H6ZM41 260V259H40ZM53 260V259H52ZM86 260H87V258H86ZM92 260V259H91ZM91 260L87 263V262H84L85 260H83L82 262H84V264L86 263V264H89L90 262H91ZM94 260V262H95V259H93ZM93 260H92V262H93ZM116 260V259H115ZM114 260V261H115ZM118 260L117 261H115V263L117 262L118 263ZM133 260V259H132ZM137 260V259H136ZM146 260V262H143V261H145ZM153 260V259H152ZM154 260H155V257H154ZM162 260H163V257H162ZM165 260V259H164ZM163 260V261H164ZM181 260H182V258H181ZM180 260V261H181ZM192 260V261H191ZM215 260V259H214ZM214 260H213V262H214ZM216 260H217V258H216ZM221 260V259H220ZM220 260H217V261H215V262H217V263H219L218 261H220ZM0 261V262H1ZM18 261H20V263H18ZM33 261V260H32ZM54 261V260H53ZM61 261V263L59 262V261H57V262H59L60 264H63L64 262L63 261H65V262H67L66 260H60ZM80 261V260H79ZM108 262H110V260H107ZM106 261V262H107ZM113 260H111V262H114ZM156 262H157V260H155ZM154 261V262H155ZM163 261H161L160 262V260L158 261V264L159 263H161V264H167V262L168 261H165L164 263H162ZM182 261H184V260H182ZM246 261H250V262H246ZM3 262V261H2ZM34 262V261H33ZM32 262V263H33ZM52 262V261H51ZM70 262H71V260H70ZM105 262V261H104ZM104 262H102V264H104ZM105 262V263H106ZM123 262V261H122ZM125 262H128V261H125ZM130 262V261H129ZM132 262H135V263H137L135 260L134 261H132ZM169 262H172V261H170L169 260ZM168 262V263H169ZM176 262H178V261H176ZM210 262H212V261H210ZM214 262V263H215ZM230 262H228V263H230ZM253 262H252V264H253ZM4 263V262H3ZM2 263V264H3ZM31 263V264H32ZM43 263V262H42ZM53 263V262H52ZM68 263V262H67ZM66 263V264H67ZM73 263V262H72ZM114 263V264H115ZM116 263V264H117ZM120 263V262H119ZM131 263V262H130ZM147 263V264H148ZM174 263H175V261H174ZM174 263H171V264H174ZM185 263H188V262H185ZM194 263V262H193ZM225 263V264H226ZM1 264V263H0ZM5 264H7V263H5ZM35 264V263H34ZM41 264V263H40ZM71 264V263H70ZM81 264V263H80ZM92 264V263H91ZM96 264V263H95ZM109 264V263H108ZM133 264V263H132ZM156 264V263H155ZM177 264V263H176ZM178 264H179V262H178ZM180 264H183L182 262H180ZM216 264V263H215ZM231 264V263H230ZM238 264H240V263H238ZM256 264V263H255Z\"/></svg>",
    "mask_w": 264,
    "mask_h": 264
},
{
    "label": "rangeland",
    "instance_id": "rangeland-1",
    "mask_svg": "<svg viewBox=\"0 0 264 264\" xmlns=\"http://www.w3.org/2000/svg\"><path fill=\"white\" fill-rule=\"evenodd\" d=\"M13 1V0H12ZM15 1V0H14ZM37 3V0H33V1H31V0H28V2L26 1V5H28V6H26V7H32L34 4H35V2ZM39 1V3H40V8H38L37 6H36V10L39 12V14L41 13V11H45V10H48V9H50V7H52V6H54V3H58L57 2V0H48V1H50L49 3H46V1L47 0H38ZM56 1V2H55ZM59 1H61V7H60V10L58 11V13L59 12H61V11H63L64 12V16H62V17H57V14L55 15V24L57 25V27L58 28H60L61 29V23L63 22V20H65L66 19V21H71V22H74V20L76 21L77 20V18H80L81 19V24H82V26L83 27H81L80 29H83V31H86L88 28H89V30H87V31H92L94 28H93V24L94 25H96V22L98 21V23H97V26H99V25H105L106 24V22L105 21H107L108 19L106 18V16H105V14H104V11H103V9H102V11L100 10L99 12L97 11V17L95 16V14H96V12L94 13V12H83L84 14H81V13H79L78 14V16L75 14V13H73L72 12V10L70 9V7H72L73 9H74V11H76L77 13L80 11V8L78 7V4H79V1L78 0H63L64 1V3H63V1L62 0H59ZM75 1V2H74ZM90 1H92V3L90 4L89 2ZM97 2V0H87L86 2H85V0H84V4L86 3H89L88 5H89V7L88 8H92L90 5H92L93 7H94V5H95V3ZM100 1V0H99ZM101 1H103V0H101ZM166 1V0H165ZM206 2H209V4L207 5V6H205V8L204 9H201L202 10V13H204V11H206V10H208V9H210L211 10V12H210V14H209V12H208V15H210V16H208V15H206V16H204V15H201L202 13H201V11H200V9H199V11L200 12H198V8H197V6H196V4H198L197 2H195V3H192V5L194 6L193 8H191L190 10H189V12H191V13H194V14H198V13H200V14H198V15H195V20L199 23V25H202L203 26V28L204 29H206L207 28V31L209 32V34H210V36H212L213 38L215 37V34L214 33H212L213 32V27H214V32H215V30H216V28H218V32H217V30H216V36H220V35H222L223 37H221V38H223L224 39V37H226L227 35L226 34H228L229 32H231V33H229L228 35L229 36H227V38L229 37L230 38V40H232V39H238V37H240V36H242L243 37V39H244V43H241V44H243L244 46H246L245 47V50L246 51H248V52H246L247 54H248V62L249 63H251V64H249L248 66H247V68H253L252 70L255 72V70L257 69L258 70V74H260V72L262 73V72H264V33L262 32V31H264L262 28L264 27L263 25H264V23H261V27L260 26H258L257 24V26L255 25V23L254 22H252L253 21V14H251V13H249V11L248 10H245V8H239L241 11H242V9L244 10L243 12H240V13H237V11L235 10V9H232V8H230L228 5H227V3L225 2V1H219V0H205ZM29 2H31L30 4H33V5H31V6H29L30 4H29ZM104 2V1H103ZM160 0H158V1H156V3H157V5H159L160 3ZM105 3V2H104ZM159 3V4H158ZM165 3H168V1H166ZM164 3V4H165ZM94 4V5H93ZM72 5V6H71ZM76 5V6H75ZM156 5V6H157ZM196 6V7H195ZM196 8V9H195ZM77 9V10H76ZM40 10V11H39ZM57 10H58V8H57ZM182 10V11H181ZM179 9L178 8V10L177 11H179L180 13H182V12H184V10L183 9ZM196 10H197V12L198 13H196ZM103 12V13H102ZM244 12H246L245 14H244ZM248 12V13H247ZM261 12V11H260ZM259 12V13H260ZM264 12V11H263ZM263 12L261 13V16H262V14H263ZM91 14V16H90V14ZM94 13V14H93ZM100 13H102V14H104V16L102 15V14H100ZM243 13V14H242ZM99 14V15H98ZM211 14H212V17H211ZM251 14V15H250ZM241 15V16H240ZM244 15H245V17H244ZM248 15H250V16H248ZM82 16V17H81ZM87 18H86V17ZM93 16V17H92ZM251 16H252V18H251ZM263 16H264V14H263ZM35 17V16H34ZM245 18V20H244V18ZM246 17H248V18H246ZM249 17L252 19H249ZM64 18V19H63ZM84 19V21H83V19ZM88 18H90V19H88ZM91 18H98V19H96V22H95V19H91ZM104 18V19H103ZM248 19V20H247ZM91 20V21H90ZM93 20V21H92ZM246 20H247V22H246ZM250 20V21H249ZM46 21H47V17H44L43 19H40L39 21H36L35 23L36 24H43V23H46ZM62 21V22H61ZM100 21H102L101 22V24H100ZM88 22V23H87ZM107 22H109V21H107ZM252 22V23H251ZM90 23H92V24H90ZM104 23V24H103ZM205 23V24H204ZM250 25H249V24ZM63 24V23H62ZM204 24V25H203ZM230 24H231V26H230ZM252 24V25H251ZM88 25H90V26H88ZM217 25V26H216ZM254 25V26H253ZM213 26V27H212ZM229 26L231 27V29L229 28ZM250 28H249V27ZM211 27V28H210ZM234 27V28H233ZM260 27V28H259ZM90 28H92V29H90ZM256 29L255 31H253L254 29ZM79 29V30H80ZM219 29H220V31H219ZM227 29H229L228 31H226ZM257 29H259V30H257ZM49 30V29H48ZM48 30H45L44 32H42V34H41V32H39L42 36H44V40L40 43L41 44V47H42V49H44L45 51H50V50H53V49H55V47L57 46V45H59L60 47H66L68 44H69V40L70 39H72L71 37H74V34H72L71 36L70 35H67L66 37H64V35H63V37L62 38H60V39H55L51 34L50 35H48L49 34V31ZM209 30H211L212 32L210 33V31ZM232 30V31H231ZM225 31H226V33H225ZM247 31H249L248 33L249 34H247L246 32ZM258 31V32H257ZM62 34H63V32H61ZM239 35H238V34ZM40 34H38V33H36V34H34V36H35V38H37V37H39V36H41ZM208 34V33H207ZM244 34V35H243ZM245 34H246V36H245ZM36 35H37V37H36ZM165 35V33L163 34V36ZM3 37H4V39L5 40H7V35L5 34V35H2ZM79 37L80 36H82L81 34L80 35H78ZM77 36V37H78ZM232 38H231V37ZM233 36H234V38H233ZM3 37H0L1 38V40H0V43H3L4 42V39H3ZM211 37V38H212ZM248 37V42H246V38ZM81 38H84V39H82L83 40V42H88V41H85V40H87L85 37H81ZM210 38V37H209ZM210 38V39H211ZM252 38H254L255 40H254V42H256L257 40H259V42L257 41L256 43H254L253 42V40H252ZM226 39V38H225ZM250 39V40H249ZM257 39V40H256ZM261 40V41H260ZM71 43V42H70ZM82 44V47H81V45H75L76 47L78 46V47H80L79 49H78V47L76 48V47H74V46H70L69 47V49H67L68 47H66V51H65V53L64 54H62L63 56L65 55V58H63L62 56V58L61 57H59V59H60V61H59V59H58V62H64V61H67V60H70V59H72V60H77V61H79V59L80 60H84V58H82L83 57V55H84V50H86L83 46H87V44ZM207 45H203V44H201L200 46H198V47H195V48H193V49H190L189 50V48H187V46H185L184 44H181V43H176V45L174 46L175 47V49H176V51L178 50H180L179 51V53L177 54L178 56H182L181 58L182 59H184V55H185V58L186 59H184V60H182L181 58L178 60V62H180V63H184L185 62V60H186V62H185V65H187L188 63H190V64H193V66L191 65H187V66H189V68L190 69H192V68H194L195 69V71H194V69H192L194 72H196V74H198V75H195V76H191V75H189L188 76V74L189 73H187V71L186 70H184L183 68V70H180L179 69V71H181V73L178 71V73L179 74H182L183 76H186V80H185V78L183 77V76H181V77H183L184 78V81H185V83L183 82V84H184V86L182 85H180V91H182L183 92V98H184V100L182 101V100H175V101H173V105L172 106H174V108H176V104H177V106L179 107H177L178 108V110H180L181 111V108L183 109V106H186V107H184V108H187V105H189L188 107H189V115H190V117H183L184 116V112L182 113L181 112V116L179 115V116H177V115H175V116H173L174 117V119L175 118H179V117H181L180 119H181V121H180V119H176V120H173L172 119V117H168V113H165V109L163 108L162 110L160 109L159 110V108H156V109H154L151 113L150 112H148V113H144V114H142V113H138V112H134V113H131V116H132V118H130V119H127V120H124L125 118L123 117V116H125V114H127L128 113V111H129V108H128V106L126 105L127 104V102L125 103V102H122V100L120 99V95H118V93L116 92V90L115 89H113V87L115 86L112 82L111 83H107V81H109L110 79V76H112L113 75V79L112 80H114V78L116 79V78H118L119 76V78L122 80V78H121V75L123 76V74H124V78H123V80H125L126 78H127V80H129L130 82H132V80H133V78H135V80H137V79H139V77L142 75V73L144 72V71H146V70H148L149 68H150V66L153 64V62H155L154 60L156 59L155 58V56H157L158 55V52H154V54L153 53H151V51H150V53H151V55H145V56H149V57H146V59H147V61H146V59L144 60L142 57H144V55H143V53L140 55L139 54V51L138 52H136L135 50H134V53H133V55L135 54H137V58H136V56H133V59L135 60V62H133V60H132V57H130V55L132 54V53H126V54H124L126 51L124 50V48H121V49H118V46H116V45H112L111 46V48L110 49H112V47L115 49L116 47V51L114 50V49H112V51L114 50V55L116 54V56L117 55H119V56H117V57H111L109 60L111 61V62H113L114 60H115V58H117V61H118V59H119V64H118V66H117V64H116V67H118V68H125V69H122V71H121V69H118V70H120V72L122 73H120V72H118L117 70H115L112 66H114V64L113 63H111L109 60L107 61V62H109V65H110V67H108L109 65H108V63L106 62H104L105 64H106V66L104 65V63L101 65V66H99V64L97 63V62H99L100 61V59H101V57H99V56H101V55H99V54H101V51L102 50H100V53L98 52V54H97V57H96V59L98 60H96V64H95V68H98L99 69V67H100V72H102V70H104V74H105V77H102L103 78V80H105V82L107 83V85L106 84H104V85H106V86H108V87H106V86H102V91L100 90L99 92H94V90L96 91L97 89H95V88H92L91 86H93L92 85V81L90 80V79H88V80H86L87 78L86 77H83L84 78V80H86V81H81V78H78L79 77V74L81 73V70L83 69V67L84 66H86V64L84 63L83 64V67L82 66H78V68H79V70L77 69V67H76V70L78 71V73H75L74 71H76L75 70V68L74 69H72L71 67H68V68H66V70H68V72H67V76L65 77L66 79H68V80H66L65 78L63 79V83L60 85V90H62V91H65V89L67 90V91H71V92H73L74 93V91H75V94L77 93V89L75 90V89H73V90H71L70 88V86H74L73 84L75 83V84H79V87L80 88H82L81 89V92L79 91L80 90V88H78V94H77V97H75L76 95H72L71 96V100L72 101H75V102H79L80 104L82 103V101H83V104H81V106H80V104H78L79 106L75 109V113H76V116H74L75 115V113H74V115H73V117L74 118H76V119H78V120H80V118H81V120H84L85 121V123L86 122H88L86 125H88L86 128V130L85 129H83L82 130V134H87V135H98V139H99V144L97 145V146H95L94 148H91V150H92V152L90 151L89 152V154H87L88 153V151H86L85 152V150L87 149V148H85V150H84V148H83V146H81L80 148L81 149H83L84 150V154L86 155L87 154V156H85L84 157V154H83V157H84V162H87L88 163V165H90V164H93L92 166L90 165V166H88V167H90V168H88L87 169V167L85 168V169H87L86 171H88L89 172V174L87 173H85L86 171H84L85 169H83V167H85V166H83L82 164H85V163H83V160H82V158L83 157H81V160L79 159V157H80V155L82 156V153L80 154V155H75V154H77V152H76V150H75V152L76 153H74V149L75 148H71V145L70 146H66L70 151H69V153H67L68 152V149L67 148H65V147H63V148H65V149H67V151L65 150V149H63L62 148V146H61V149H63V152H64V150H65V152L66 153H64L63 154V152H62V150L60 151V153H59V151H58V153H57V149L56 150H54V152L56 151V153H54V152H52V150L49 148L50 147V143H49V141L48 142H45V140L43 139L44 137H43V135H42V131H40L39 129H37V128H31L29 131H28V133H30L29 135H28V133H27V135H28V139H29V141H30V143H29V150H30V148H31V150L32 151H29V153L31 154L30 155V157L32 158H34V159H36L37 160V157L39 156L40 157V155H41V160L39 159V157H38V163L40 164V166H39V164L37 165V168L38 169H36L33 173H31V175H29V177L27 178V180H26V182L24 183L25 184V186H26V189H29V188H34L33 187V184H35L34 186H35V189H32L33 190V192H34V190H36V189H38V191L36 190V192L33 194V192L31 191V189H29V190H26V191H22V192H24V193H22V192H20V196H19V193H18V195L17 194H15V195H13L14 196V199H17V200H19L20 199V201H23L24 200V203H26V204H22V206L24 207H22V208H20V210L24 213V217H25V215H26V217H28V216H33L34 217V219H32L33 217H31V218H25V219H27L28 220V222H30L29 223V225H26V226H28L29 228H33L32 230V234H33V232H34V235L35 234H37V236L35 235V237H37V239L35 240V237H34V239H32V237H33V235L31 234V229H30V232H27L28 231V229L26 230V228H24V226H23V229H22V232L23 231H25V233H24V235L22 236L21 235V238H20V240H19V247H21V251L19 250V252H20V255H22L23 254V252L25 251V252H28L29 250L28 249H30V251L28 252V253H26V255H28V260H29V263L31 264L33 261V263L32 264H60L61 263V261L60 260H66L67 262H65V261H63L64 263L63 264H84V262H89L91 259L93 260V259H95V262H94V260H93V262H92V260H91V262L89 263V264H99V261L100 260H102V258H99L100 256H101V254H102V256L101 257H103L104 259H106V260H104L105 262L107 261V260H110V262H104V261H101L100 263L102 264V262H104V264H114L115 263V261H117L119 258V260H118V263L117 264H142L141 262H142V260H144V258H147V256L149 257V259H151V262L149 261V263L148 262H146V260L148 259H146L145 261H143V262H146V264L148 263V264H158V261L160 260V262L161 261H163L164 259V261L162 262V263H164L165 261H168L169 262V260L170 261H172V262H167V264H171V263H174V261H175V263L174 264H178V262H179V264H180V262H182L183 264H196V261H194L193 259H195L194 257H196V255L194 256L193 254H192V252H199V254L201 255V253L204 251V252H207V253H204V255H203V253H202V255H203V258L205 257V259L207 260V259H209V261L207 260L206 262H209V263H212V264H225L226 263V256L228 257V258H231V255H233L232 256V258H233V262H234V260H236V259H234L235 257H234V254H232V253H235L236 252V248L235 249H233L232 248V245H233V247H234V245H236L237 244V242L238 241H236V240H234L235 238H237V236H238V234H237V232H236V234L235 235H232V234H234V233H230L229 231H223V233H224V235H225V233L227 234V235H229L228 236V238H227V240L225 239L226 237H227V235L226 236H224V235H222L223 233H222V230L220 231L219 229H221L222 227H223V222L222 221H220V220H218V219H216V220H214L215 218H214V216H211V215H207L206 214V216H207V218L205 219V212H203L202 210H200V209H195L196 207L194 206L195 204H194V197L196 196L195 194H193V193H191L192 192V188H193V186L195 185V187H194V189L193 190H195L198 194H205V192H207L206 194H209L208 193V191H210V190H208V188H209V185H208V182H209V178H215L217 175H216V173L217 172H219V171H217V170H219V168L218 167H216L215 168V166H218L219 164V159H215V158H213V157H211V156H205L204 154H202V153H205V152H207V151H212L213 152V150L212 149H216L215 151H217V152H220L219 150H223L224 149V151H225V148H227V150L230 152L231 150H229L228 149V147H225L226 145L224 144V140L230 135V136H233L235 139H237L236 141H238L237 143V145H238V147H240V148H238L237 146V148L235 147L234 149H233V151H236V152H238L237 150L238 149H240V151H242L244 148H246V149H244L243 151H245V150H254L255 148L257 149H260L259 147H260V145H261V147L263 146V148H264V142L262 143L261 142V140H262V136H264V135H262V130H263V127H264V121H261L260 120V118L261 119H263L264 120V111H263V109H261L262 107L264 108V99H261V98H264V84H263V81H264V73H262V74H260V76L258 75L257 76V73L255 72V74L253 75V74H250L251 75V78L249 77V73H247L246 74V72L244 71V76H243V78H244V83L246 82V79H248L249 78V81H250V79H252V76H253V79H254V76H255V79L258 77V78H260L261 77V75L263 76V78L261 77V80H262V82H260V79H256V81H255V79L252 81H250L249 83L248 82H246V84L247 85H245L244 86V88H246V89H244L243 88V85L241 86V84H239L240 86L239 87H235L234 88V90H232L231 89V87H225V86H222L221 84H220V82H222V81H219V82H216V81H218L217 79H213V78H210L211 80H208V78L211 76H209V75H207L208 73V71L210 70H214V69H211V68H215V66H218V65H220V64H225V63H227L228 64V61L227 60H223V61H215L214 60V58L213 57H211L213 54H214V57L216 56V55H218V54H220V52L222 51V52H227L228 54H229V56L231 55V57L234 55V54H236L235 52H232L231 51V49L235 46V45H238V44H240V43H236L235 44V42H232V43H228L227 44V46L226 45H216V44H214V43H216V42H209V41H207ZM222 43H224V42H222ZM247 44V45H246ZM208 45H212V46H210V48H209V46ZM85 46V47H86ZM115 46V47H114ZM215 46V47H214ZM232 46V47H231ZM180 47H182V48H180ZM213 47V48H212ZM228 47V48H227ZM75 48H76V50H75ZM187 48V49H186ZM230 48V49H229ZM248 48V49H247ZM4 50L3 52H1L2 50ZM120 50L121 51V53H119L120 51H118V50ZM122 49H123V51H122ZM142 51H144L145 53H148V49L147 48H144V50H143V48L141 47L140 48ZM147 51H146V50ZM185 49V50H184ZM211 49H212V51H211ZM214 49V50H213ZM0 55H1V57H0V67L2 68V70H1V68H0V70H1V72H0V83H2V82H4L5 81V76L6 75H4V74H7V73H5V71L7 72V70H5L4 68H6V67H8L7 69H9V67H12L13 65L12 64H14L13 62H18L21 58H24V57H26V55H27V52H28V49H26L25 48V46L23 45V46H20V47H18V51H17V53H12V54H10V53H8L7 52V49H4V48H0ZM68 50V51H67ZM79 50H82L81 52L79 51ZM188 50V51H187ZM227 50V51H226ZM71 51H73L72 53H74V55H72L71 54ZM156 51V50H155ZM177 51V52H178ZM183 53H182V52ZM196 51V52H195ZM262 53H261V52ZM78 52H79V54H78ZM83 52V53H82ZM123 52V53H122ZM127 52H133V51H127ZM136 52V53H135ZM181 52V53H180ZM194 52V53H193ZM206 52V53H205ZM217 52H218V54H217ZM221 52V53H222ZM257 52V53H256ZM5 53V54H4ZM6 53L7 54H9L8 56H5L6 55ZM68 53H69V55H68ZM156 53V54H155ZM192 53V54H191ZM196 53V54H195ZM200 53H203V54H200ZM211 53V54H210ZM213 53V54H212ZM232 53H233V55H232ZM4 54V55H3ZM81 54V57L79 58V55ZM124 57H122L121 55ZM195 54V55H194ZM216 54V55H215ZM252 54H253V56H252ZM260 54V55H259ZM76 55H78V57L76 56ZM129 55V56H128ZM138 55H139V57H138ZM197 55V56H196ZM199 55V56H198ZM9 56H11V57H9ZM14 56V58H12ZM68 56V57H67ZM121 56V58H119ZM129 58H131V59H127V57ZM132 56V55H131ZM151 56V57H150ZM191 56L193 57V58H191ZM260 56V57H259ZM4 57V58H3ZM10 59H9V58ZM74 59H73V58ZM135 57V58H134ZM155 58V59H152V61H151V65L149 64V62H150V58ZM197 57H199L200 59H202V61H204V63L205 62H208V63H206V68H205V66H203L202 67V70L204 69V71H201V69L199 68H197V66H196V64L198 63V61L200 60L199 58L197 59ZM67 58V59H66ZM82 58V59H81ZM125 58L127 59V60H125ZM139 58V59H138ZM145 58V57H144ZM205 58H206V60H205ZM213 58V59H212ZM251 58V59H250ZM6 59V60H5ZM61 59H64L63 61H61ZM112 59H113V61H112ZM123 59V60H122ZM142 59L145 61V63L143 64V63H140L141 65H137V62L139 63L140 62V60L142 61ZM210 59V60H209ZM211 59H212V61H211ZM7 60H9V63H8V61ZM120 60H121V62H123L122 64L124 65V67H123V65H121V63H120ZM128 60H130V62H132V63H130ZM137 60V61H136ZM188 60V61H187ZM193 60V61H192ZM196 60V61H195ZM256 60V61H255ZM8 63V64H6V62ZM95 61V60H94ZM124 61H127L126 63L124 62ZM144 61H142V62H144ZM262 61V62H261ZM80 62V61H79ZM115 62V61H114ZM146 62H148V63H146ZM193 62H195V63H193ZM211 62V63H210ZM214 62V65H211L212 63ZM221 62V63H220ZM225 62V63H224ZM3 63V64H2ZM12 63V64H11ZM43 63V62H42ZM125 63V64H124ZM127 63H128V66H127ZM135 63H136V65H135ZM166 63H168L167 65H165L164 66V68H166V70H167V72L168 71H170L171 69H172V67L173 66H170V64H169V61L168 62H166ZM182 63V64H183ZM220 63V64H219ZM98 64V65H97ZM113 64V65H112ZM132 65V66H130L131 68H129V65ZM133 64H134V66H133ZM144 65V67H143V65ZM145 64H147L148 65V69H147V65H145ZM208 64V65H207ZM217 64V65H216ZM227 64H225V65H223L222 67L223 68H230V67H232V65L231 66H229V64H228V66H227ZM1 65H3V67L1 66ZM7 65V66H6ZM9 65H11V66H9ZM128 67L127 69H126V66ZM247 65V64H246ZM245 65V66H246ZM44 66H45V64L43 63V66H42V69L44 68ZM97 66V67H96ZM105 66V67H104ZM140 66H141V68H140ZM167 66V67H166ZM194 66H196V67H194ZM208 66H209V68H208ZM211 66H213V67H211ZM224 66H226V67H224ZM82 67V68H81ZM114 69H112V68ZM134 67H137V68H135L134 69ZM145 69V70H143V68ZM146 67V68H145ZM140 68V69H139ZM209 70H208V69ZM256 68V69H255ZM260 70H262V71H260ZM81 69V70H80ZM109 69H110V71H109ZM112 69V70H111ZM134 71H133V70ZM139 69V70H138ZM142 69V70H141ZM4 70V71H3ZM108 70V71H107ZM125 70H127V71H124ZM130 70V71H129ZM160 70L162 71V69L160 68ZM197 70H200V71H197ZM206 70H208L207 72H206ZM51 71H52V69H51ZM53 71H54V69H53ZM79 71H80V73H79ZM138 71H140V74H136ZM111 72V73H110ZM116 72H117V74L119 73V74H121V75H117L116 74ZM124 72V73H123ZM129 72H131V75H133L134 73L136 74H134V76H132V79H131V76L129 75ZM134 72V73H133ZM167 72H165L164 74L166 75L167 74ZM200 72H203L204 74L206 73V75L204 76V74L202 75V74H200ZM4 73V74H3ZM68 73H69V75H68ZM75 75H74V74ZM103 73V72H102ZM108 73V74H107ZM113 73H115V74H113ZM133 73V74H132ZM139 73V72H138ZM169 73V72H168ZM185 73V74H184ZM71 74V75H70ZM77 74V75H76ZM104 74H103V76H104ZM109 74H111V75H109ZM200 74V75H199ZM108 75V76H107ZM116 75V76H115ZM128 75H129V77H128ZM202 75V76H201ZM245 75L248 77H246V79H245ZM75 76H77V77H75ZM115 76V77H114ZM136 76V77H135ZM193 77V79H191V77ZM209 76V77H208ZM1 77H3V78H1ZM205 77V78H204ZM76 79H78L79 81H81V82H79L78 80H76ZM106 79H108L107 81H106ZM191 79V80H190ZM213 79V80H212ZM219 80H220V78H218ZM66 80V81H65ZM135 80H133L134 82H135ZM196 81V83H195V81ZM203 80V81H202ZM208 80V81H207ZM214 80H216L215 82H214ZM241 80V79H240ZM259 80V81H258ZM2 81V82H1ZM28 82V83H30L31 84V82L33 81V80H28V79H26V77H23L21 80H19L18 81V83L17 84H15L13 87H12V92H19L20 90H22L21 89V84L23 83V82ZM74 81V82H73ZM76 81V82H75ZM77 81H78V83H77ZM190 81V82H189ZM209 82V83H207V82ZM248 81V80H247ZM255 81V82H254ZM258 81V82H257ZM110 82V81H109ZM189 82V83H188ZM211 82H214L213 84L211 83ZM67 83V84H66ZM69 83V84H68ZM80 83H82L81 84V86H80ZM210 83H211V85L213 86V85H218V87H219V85H221L220 87H222V89L219 87H216V90H218L219 89V92L218 91H216V92H214V94H213V91H212V89H213V87L210 85ZM219 83V84H218ZM262 83V84H261ZM63 84H65V85H63ZM185 84H188V85H185ZM190 84V85H189ZM194 84V85H193ZM207 84V85H206ZM249 84V85H248ZM251 84V85H250ZM89 85H90V88H89ZM200 87H199V86ZM209 85V86H208ZM256 85V86H255ZM63 86V87H62ZM65 86H66V88H65ZM78 85H76V87H77ZM195 86V87H194ZM211 86V87H210ZM86 87V88H85ZM183 87V88H182ZM185 87V88H184ZM190 87V89L192 88V90H190V89H188ZM224 87V88H223ZM106 88H108V89H110V90H108V89H106ZM198 88V89H197ZM212 88V89H211ZM182 89V90H181ZM187 89V91H185ZM196 89V90H195ZM210 89V90H209ZM226 89V90H225ZM230 91H229V90ZM238 89V90H237ZM241 89H243V90H241ZM233 92H232V91ZM109 91H110V93H109ZM115 92L116 93V95H114V94H112V92ZM162 91V90H161ZM191 92V93H189V92ZM194 91V92H193ZM228 91V92H227ZM239 91V92H238ZM256 91H258V92H256ZM85 92V93H84ZM88 92V93H87ZM95 94H93V93ZM188 94H187V93ZM221 92V93H220ZM225 92V93H224ZM252 92V93H251ZM254 92H256V93H258V96L259 97H257V96H253L255 93ZM260 92V93H259ZM92 93V94H91ZM162 93V92H161ZM160 93V94H161ZM185 93V94H184ZM200 93H201V95H200ZM226 93H229V95L228 94H226ZM250 93V94H249ZM82 94V96H80ZM113 95V97L114 96H116L115 98H110V97H112V95ZM190 94H191V96H190ZM195 94V95H194ZM218 94V95H217ZM221 96H220V95ZM231 94V95H230ZM234 94V95H233ZM252 94V95H251ZM261 94V95H260ZM91 95V96H90ZM110 95V97H108V96ZM164 95V94H163ZM187 95V96H186ZM209 95H210V99H209ZM213 95H215L216 97H215V99H214V96ZM240 95V96H239ZM247 95V96H246ZM251 95V98H249V96ZM263 95V96H262ZM80 96V98H78ZM87 96V97H86ZM106 96V97H105ZM185 96L187 97V98H189L188 99V104H187V102L185 101ZM208 96V97H207ZM232 96V97H231ZM242 96V97H241ZM243 96H246L247 98L245 99ZM43 97L44 96H42V100H43ZM75 97V98H74ZM89 97V98H88ZM100 97V98H99ZM103 97V98H102ZM119 97V98H118ZM223 97H226L225 99L223 98ZM239 100V99H241V100H236L235 102H233L236 98ZM241 97V98H240ZM261 97V98H260ZM98 98V99H97ZM191 98V99H190ZM192 98L194 99V100H192ZM219 98H221V99H219ZM233 98V99H232ZM244 98V99H243ZM260 98V99H259ZM81 99H82V101H81ZM88 101H87V100ZM106 99L109 101V103H107V101H106ZM112 99V100H111ZM116 99V100H115ZM118 99H120L119 101H118ZM219 99V100H218ZM225 101H224V100ZM226 99H227V101H226ZM41 100V101H42ZM95 100V101H94ZM127 100V99H126ZM232 100V102H230ZM246 100V101H245ZM250 100V102H251V104H250V102L248 103L247 101H249ZM104 101V102H103ZM115 103H114V102ZM121 101V102H120ZM181 101H182V103H181ZM192 101V102H191ZM255 101V102H254ZM21 102L23 103V107L24 108H26L28 105H31V104H35L36 103V101H34L33 99H30V98H24V99H22L21 100ZM103 102V103H102ZM112 102V103H111ZM177 102V103H176ZM180 104H179V103ZM184 102H186V104L184 103ZM219 102V103H218ZM226 102H228L229 104H227ZM243 102V103H242ZM261 102V103H260ZM263 102V103H262ZM100 103V104H99ZM116 104V105H114V104ZM121 103H124L123 105H121ZM194 103L195 105L193 106L192 104ZM197 103V104H196ZM222 103H223V105H222ZM226 103V104H225ZM231 103V104H230ZM235 103V104H234ZM240 106H237V104ZM87 104V105H86ZM91 104V108L89 107V105ZM111 106H110V105ZM121 106H120V105ZM175 104V105H174ZM182 104V105H181ZM185 104V105H184ZM233 104V105H232ZM242 106H241V105ZM258 105V107H257V105ZM86 105V106H85ZM97 105H99V106H97ZM110 106V108H109V106ZM192 105V106H191ZM224 105H226V106H224ZM230 106L231 107V105H232V107L234 108L233 110L231 109L230 110V108L228 107V106ZM244 105V106H243ZM247 105H249V107L247 106ZM254 105H256V106H254ZM94 106H97V108L96 107H94ZM100 106H101V108H100ZM115 106V107H117V108H115L114 107V109L112 110L111 108H113V107ZM180 106H182V107H180ZM252 106H254L253 107V109H252ZM260 106V107H259ZM79 107H81V109H79ZM86 107V108H85ZM103 107V108H102ZM201 107V108H200ZM208 107V108H207ZM221 107V108H220ZM226 108V110H225V108ZM235 107H237V108H235ZM242 107V109L244 108L245 110H242V109H240ZM247 108V110H246V108ZM255 107H257L258 109H260V110H258V109H254ZM22 108V107H21ZM91 109H93V111L91 110V112H90V110ZM109 110H108V109ZM162 108V107H161ZM198 110H197V109ZM217 110H216V109ZM227 108L229 109V111H231L232 113H235V114H237L239 111L240 112H243V114L241 113V114H237V116L236 115H234V117L236 116V118H233V121H231V119H230V122H229V117L231 118V116L233 117V114L232 113H228V111H227ZM78 109V110H77ZM94 109H96L95 111H94ZM116 109V110H115ZM190 109H191V111H190ZM215 109V110H214ZM220 109V110H219ZM237 109V110H236ZM249 109V110H248ZM79 110H81L80 112H79ZM100 110V111H99ZM108 110V111H107ZM112 110V111H111ZM114 110H115V112H114ZM164 110V111H163ZM212 110V111H211ZM225 111V112H227L228 114H229V116H228V114H224L223 116L221 115V113H224L223 111ZM236 110V111H235ZM254 112V114H252L253 112ZM258 110V111H257ZM22 111H24L23 110V108H22ZM21 111V112H22ZM83 111V112H82ZM97 111H99L98 113H97ZM110 111L112 112L111 114H110ZM161 113V111H162V114H160L159 112ZM193 111V112H192ZM215 111H216V113H218L219 115H221L222 117H220V119L219 118H216L215 117V115H217L216 113H215ZM235 111V112H234ZM238 111V112H237ZM249 113H248V112ZM263 111V113H261L260 114V112H262ZM83 113L82 115H80V113ZM108 114H107V113ZM118 112V113H117ZM156 112V113H155ZM157 112H158V114H157ZM207 112V113H206ZM221 112V113H220ZM104 113H106L107 115L105 116V114ZM139 114L138 115V121H137V119H136V117H137V115L135 116V114ZM165 113V114H164ZM193 113V114H192ZM246 113H248V114H246ZM97 116V118L96 117H94L95 115ZM101 114H104V116L105 117H103V115H101ZM112 114H115L114 115V117L112 118ZM142 114V115H141ZM164 114V115H163ZM192 114V115H191ZM232 114V115H231ZM255 114H256V118L254 119V117H255ZM79 115V116H78ZM92 115V116H91ZM120 115V117H117V116H119ZM122 115V116H121ZM145 115V116H144ZM163 115V116H162ZM194 115V116H193ZM239 115H241L240 117H242L243 119H241L240 117H239ZM244 115H246L245 117H243ZM249 115H252V116H249ZM258 115V116H257ZM262 115V116H261ZM86 116V117H85ZM98 116H99V118H101V119H99L98 118ZM110 116V117H109ZM148 116V117H147ZM159 116H161V119H160V117ZM192 116V117H191ZM249 116V117H248ZM84 117V118H83ZM94 117V118H93ZM123 117V118H122ZM143 119H142V118ZM149 117H150V119H149ZM164 117V118H163ZM168 117V118H167ZM227 117V118H226ZM254 119H252V118ZM86 118V119H85ZM118 118H120V119H118ZM145 118V119H144ZM153 118H154V120H153ZM172 120H171V119ZM182 118H185L186 120H188L187 121V124L188 123H190V121H191V123L189 124V126L192 124V123H195L194 124V128H192V126H190V127H187L186 125L184 126L183 124L185 123L184 121L182 122ZM188 118V119H187ZM189 118H191V119H189ZM196 118V119H195ZM207 118V120H204V119H206ZM250 118V119H249ZM92 119H93V121H92ZM103 119H104V121H103ZM139 119H140V121L141 120H143V121H141V122H139ZM147 119V120H146ZM158 121H157V120ZM165 119H167L168 120V122H170V123H172L173 122V124H168L167 123V121L165 120ZM194 121H193V120ZM208 119H210V121H212V122H209V120ZM212 119V120H211ZM216 119H218L217 121H215ZM222 119V121H223V123L221 122V121H219V120H221ZM235 119H236V121H235ZM251 120V121H253L255 124L258 122V123H260V124H257L256 126H254L253 127V125L254 124H251L252 126H251V129L250 130H252V132L249 130V128L250 127H248V126H250V124H248V122L249 123H251V121H248V120ZM256 119H258L257 121H256ZM98 120H99V123H98ZM106 120V121H105ZM119 120V121H118ZM121 120V121H120ZM134 120V121H133ZM151 120V121H150ZM190 120V121H189ZM204 120V121H203ZM213 120H214V122H216V123H218V124H220L219 125V128L221 127V125H223V124H228L227 126L226 125H224L225 126V128H224V126H222V128H218V126L217 125H214V122H213ZM226 120V121H225ZM239 120V121H238ZM241 120H244V121H241ZM248 121V122H246V121ZM90 121V122H89ZM96 123H95V122ZM102 121V122H101ZM108 121H112V123L110 124V123H108ZM122 121H124V122H122ZM125 121H126V123H125ZM133 121V122H132ZM144 121H146V122H144ZM150 121V122H149ZM154 121V122H153ZM163 122L162 124H160V122ZM200 121V122H199ZM203 121V122H202ZM207 123H206V122ZM114 122H117V123H114ZM134 122H136V123H134ZM139 122V123H138ZM144 122V123H143ZM158 122V123H157ZM164 122H166V123H164ZM179 122V123H178ZM197 122V123H196ZM209 122V123H208ZM235 124H234V123ZM237 122V123H236ZM243 122V123H242ZM252 122V123H253ZM263 122V123H262ZM101 123V124H100ZM120 123H122V125L120 124ZM145 123H146V125H145ZM149 123H150V125H149ZM199 123H201V124H199ZM206 123V124H205ZM211 123H213V125H210ZM215 123V124H216ZM240 123H241V125H240ZM103 124H106V125H103ZM114 124H115V127H114ZM117 124V125H116ZM126 124H128V125H126ZM155 127H152V125ZM155 124V125H154ZM181 124V125H180ZM196 124L198 125L197 126V128H196ZM203 124H205L204 126H205V128H203L204 126H202ZM210 126H209V125ZM230 124V125H229ZM236 124H237V127H236ZM242 124H243V126H247V129H246V127L244 128L243 126H242ZM246 124H248V125H246ZM73 124H68V128H70L69 130H70V133L69 134H66V136L65 135H62V136H60L61 138H62V141L63 142H69L70 140H74L75 138L77 139V137H79L80 138V136H77V135H75L74 134V132L75 133H80V130L78 129L77 131H74V129H76L75 128V126L73 125ZM91 125V126H90ZM102 125V126H101ZM133 125V126H132ZM138 125V126H137ZM141 125H142V127H141ZM148 125V126H147ZM159 125V126H158ZM166 125V126H165ZM177 125V126H176ZM180 125V126H179ZM200 125H201V128H203L204 129V132H203V129H201L200 128ZM261 125H263V126H261ZM94 126V127H93ZM97 126V127H96ZM103 126H105V127H103ZM122 126L124 127V128H122ZM148 128L149 126L151 127V129H146V131H148V132H146L145 131V128ZM168 126V127H167ZM170 126V127H169ZM174 126H176L175 128H174ZM207 126H209V128L208 129H206L207 128ZM217 126V127H216ZM231 126H232V128H231ZM241 126V127H240ZM261 128H260V127ZM93 127V128H92ZM121 129H120V128ZM138 127V128H137ZM172 127L174 128L173 130H172ZM182 127V128H181ZM184 127H186V128H189V129H186V128H184ZM199 127V128H198ZM210 127H211V130H212V127H213V132L214 133H216V134H220L221 132V134L219 135L220 137H218V135L216 136L214 133L213 134H211L212 133V131L210 130ZM72 128H74V129H72ZM98 128V129H97ZM125 128H126V130L129 132V130H131L129 133H127V131L125 130ZM135 128V129H134ZM152 128H153V131H151L152 130ZM164 128V130H166V131H162V129ZM168 128V129H167ZM191 128V129H190ZM218 130L219 129V132L216 130V129ZM227 128H228V130L230 131H228L227 130ZM253 128H259L258 130H255V129H253ZM37 129V130H36ZM109 129V130H108ZM155 129V130H154ZM184 129H186V130H184ZM192 129L194 130V131H192ZM195 129H197L196 130V132H195ZM199 129V130H198ZM206 129V130H205ZM222 129V130H221ZM225 129V130H224ZM245 129H246V131H245ZM34 130V131H33ZM87 130H89V131H87ZM117 130V131H116ZM143 130V131H142ZM189 130V132H192V134H190L189 132H187ZM201 130V131H200ZM207 130H210V131H207ZM235 132H234V131ZM243 130V131H242ZM39 131V132H38ZM100 131V132H99ZM103 131H105V133L103 132ZM108 131V132H107ZM114 131H116L117 133H114L113 135H112V133L114 132ZM123 131V132H122ZM125 131V132H124ZM137 131V133H135ZM144 133V135H143V133ZM150 131V132H149ZM171 131H172V133H171ZM206 131H207V134H206ZM217 131V132H216ZM221 131V132H220ZM227 131V132H226ZM241 131V133H239V132ZM245 131V132H244ZM254 131V132H253ZM260 133H259V132ZM90 132V133H89ZM91 132H92V134H91ZM98 132V133H97ZM104 133V135H102L103 133ZM106 132H107V134H106ZM120 132V133H119ZM132 132H134V134H136V137L134 138V134L132 133ZM140 132V133H139ZM155 132V133H154ZM179 132V133H178ZM184 132H187L188 134H190L189 136H188V134L186 133H184ZM229 132V134H227ZM233 132V133H232ZM237 132L239 133V134H241L242 136H244L245 135V137L246 138H243L241 135H239V134H237ZM244 134H243V133ZM252 134L251 136H249V134L250 133ZM264 132V131H263ZM34 135H33V134ZM38 133V134H37ZM73 133V134H72ZM142 133V134H141ZM147 133V134H146ZM151 134V135H149V134ZM158 133V134H157ZM176 133V134H175ZM180 133H181V135H180ZM202 133H204V134H202ZM257 133H259V134H257ZM32 134V135H31ZM99 134H101L102 136H104V137H102L101 135L99 136ZM116 134H118L117 136H118V140H117V136H116ZM121 134V135H120ZM132 134V135H131ZM155 134V135H154ZM173 134H175V135H173ZM184 134L187 136V138H185V137H183L184 136ZM223 134H225V136H227V137H225ZM257 136H259V137H257ZM36 135H37V137H36ZM68 135H70L69 137H68ZM71 135H72V137H71ZM108 135V137H106ZM137 135H138V137H139V139H138V137H137ZM141 135L142 136H144V137H142L141 138ZM183 135V136H182ZM207 135V136H206ZM211 135H212V137H211ZM238 135V136H237ZM257 138H255L254 136ZM31 136H34V138L36 137V139H34L33 137L31 138ZM40 136V137H39ZM116 136V137H115ZM152 136V137H151ZM157 137V139H155V137ZM161 136H162V138H161ZM164 136V137H163ZM169 138H168V137ZM179 136H180V138H179ZM182 136V137H181ZM196 136V137H195ZM221 136H224V137H222L221 138ZM261 136V137H260ZM39 137V138H38ZM43 137V138H42ZM103 139H102V138ZM110 137V138H109ZM147 137V138H146ZM161 139H159V138ZM166 137V138H165ZM210 139H209V138ZM214 137H215V139H214ZM240 137V138H239ZM242 137V138H241ZM248 137V138H247ZM254 137V139H256V141L254 140V139H251V138H253ZM38 138V139H37ZM41 138V139H40ZM73 138V139H72ZM102 140H101V139ZM104 138H105V140H104ZM114 138V139H113ZM121 140H120V139ZM153 138V139H152ZM179 138V139H178ZM187 139V140H184V139ZM194 138V139H193ZM202 138H203V140H202ZM224 138V139H223ZM252 140V141H255V142H252L250 139ZM258 138H259V140H258ZM81 139V138H80ZM110 139H112V140H114V142L112 143V141L110 140ZM116 139V140H115ZM128 139H131V140H128ZM163 139V140H162ZM177 141H176V140ZM180 139L182 140V141H180ZM207 139V140H206ZM209 139V140H208ZM234 139V140H235ZM239 139H241L240 141H239ZM79 140V139H78ZM120 140V141H119ZM124 140V142H122ZM136 142H135V141ZM139 140L141 141V142H139ZM146 140V141H145ZM152 140H154V141H152ZM159 142H158V141ZM173 140L174 141V144H171L172 142L171 141ZM202 142H201V141ZM215 140H217L216 142H221L220 143V145H222V146H224V147H220V145L218 144V143H216L215 142ZM243 140V141H242ZM245 140V141H244ZM247 140V141H246ZM263 140H264V137H263ZM262 140V141H263ZM101 141H103V144H102V142ZM116 141H119L118 143L116 142ZM132 141H134V142H132ZM144 141V142H143ZM164 141V142H163ZM179 141V142H178ZM187 141V142H186ZM191 141H193V142H191ZM197 141V142H196ZM207 141H209V142H207ZM211 141H212V143H211ZM223 141V142H222ZM251 141V142H250ZM261 142V144L259 143V142ZM101 142V143H100ZM123 144H122V143ZM147 142H149V145H148V143ZM152 142V143H151ZM156 142V143H155ZM158 142V143H157ZM180 142H181V144L184 146H182L181 144H180ZM182 142H184V144L186 145V144H190V147H188L187 145H186V148L188 149H186V153H189L188 155L185 153V145L182 143ZM186 142V143H185ZM189 142V143H188ZM203 142H205V143H203ZM215 142V143H214ZM246 142H248V143H246ZM104 143H106V145H108V146H106V145H104ZM124 143H125V147H124ZM143 143H144V145H143ZM151 143V144H150ZM170 143V144H169ZM176 143H178V144H176ZM195 145H194V144ZM207 143H210L211 144V146H210V144H208L209 145V147L211 148L212 146V148H211V150H209L210 148L209 147H207L206 149V151L204 150L205 148V144H206V146H208L207 145ZM241 143V144H240ZM243 143H245V144H243ZM249 143H253L252 145L251 144H249ZM254 143H256V144H254ZM258 143V144H257ZM33 144H35L34 146H32ZM112 144H117L116 146H112ZM128 144H129V146H128ZM161 144V145H160ZM192 144H193V146H192ZM203 144V145H202ZM213 144V145H212ZM216 145V148H214L215 147V145ZM217 144L219 145V147L217 148ZM263 144V145H262ZM37 145V146H36ZM44 146V148H45V150H43V148L42 147H38V146ZM104 145V146H103ZM110 145H111V147H110ZM120 145V146H119ZM138 147H140V148H138ZM161 147H160V146ZM164 145H166L165 147H164ZM170 145V146H169ZM173 145V146H172ZM174 145H176L175 146V148L176 149H174ZM178 145V146H177ZM197 145V146H196ZM245 145V146H244ZM250 145V147H248ZM254 145H256V146H254ZM74 146V145H73ZM101 147V146H103L104 148H105V146H106V149H104L103 147V149H99V147ZM144 146V147H143ZM172 146V147H171ZM247 146V147H246ZM259 146V147H258ZM33 147H35V148H33ZM96 147H98L97 149H96ZM124 147V148H123ZM134 147H136V148H134ZM142 147V148H141ZM146 147V148H145ZM148 147V148H147ZM151 147H153V148H151ZM179 147H183V148H180V149H178ZM192 147V148H191ZM196 147V148H195ZM199 149H198V148ZM40 150H42V151H40L39 152V149ZM57 148V147H56ZM60 148V147H59ZM76 148H78V147H76ZM117 148V149H116ZM161 150H160V149ZM165 148H167V149H165ZM173 148V149H172ZM37 149V150H36ZM71 149L73 150V151H71ZM149 149V150H148ZM156 149H158V151L155 150ZM165 149V150H164ZM183 149V150H182ZM198 150V151H193V150ZM219 149V150H218ZM237 149V150H236ZM13 151V149H10L9 148V150L8 151ZM49 150V151H48ZM97 150H99V151H97ZM102 150V151H101ZM116 150V151H115ZM118 150V151H117ZM126 150H132V151H130L129 152V154H128V151H126ZM146 150V151H145ZM156 152H154V151ZM165 151L164 152V155H162L163 154V151ZM176 150V151H175ZM190 150V151H189ZM194 152V154H193V152ZM200 150V151H199ZM227 150L225 151V152H227ZM46 153H44V152ZM47 151V152H46ZM96 151V153H94ZM134 151H136L135 153H134ZM141 151L142 152H150L149 153V155H148V157L150 158V159H153L154 160V158H156L154 161H149V159L148 158H146L147 156H145V157H143V159H142V153H141ZM153 151V152H152ZM180 151V152H179ZM204 151V152H203ZM223 151V154L225 153ZM38 152V153H37ZM71 152H73V154L71 153ZM98 152V153H97ZM99 152H100V154H99ZM104 153V155H103V153ZM116 152H117V154H116ZM140 152V153H139ZM161 152V153H160ZM174 152H175V154L176 155H174ZM183 152H184V154H183ZM199 152H200V154H199ZM222 152V151H221ZM229 152H227V154L225 153L224 154V156H223V154L222 155H220V157H218V158H221V159H223V161H224V158L223 157H225V156H227V158L226 159H228L229 158ZM40 153V155H38ZM48 153V154H47ZM50 153V154H49ZM91 153V154H90ZM110 153V154H109ZM137 153L139 154V155H137ZM153 153V154H152ZM165 153H167L166 154V156H165ZM181 155H179V154ZM184 155L183 156V158H181L182 157V154ZM229 153V154H228ZM38 155V156H36V155ZM62 154V158H65L66 159V155L67 156H69V158H71L70 156H72V155H74V156H79L78 157V159L81 161V163H78V164H80V166H81V168L83 169V170H81V168H80V166L77 164V159H75L76 160V163H75V160L74 159H72L73 158V156H72V158H71V161L73 162V163H71L70 162V160L68 159V157H67V159L65 160V159H63V161L65 160V162L63 163V162H61L62 161V158H60L61 155ZM68 154H72V155H68ZM94 154V155H93ZM112 154V155H111ZM122 154H124V155H126V154H128V155H130L131 154V157L132 156H139V157H134V158H138L137 159V161L135 162V164L136 163H138V164H133V166H142V164L145 166H143V167H140L139 168V170L137 171V169H133L132 170V174L129 172V173H125L126 171V166L125 167H123L124 165H120V166H118V167H110V168H107L106 170H104V171H98V169H100V166L98 165V163L97 162H99V161H101V160H106V159H114V158H116V157H118V158H120V155H122ZM133 154V155H132ZM141 154V155H140ZM156 154V155H155ZM159 156H158V155ZM169 154V155H168ZM200 155V157H199V155ZM45 155V157H43V156ZM55 155V156H54ZM56 155H58V156H56ZM63 155H65V157L63 156ZM97 155V156H96ZM151 155H152V157H151ZM160 155L161 156H163L162 157V160L160 159L161 157H160ZM172 156V158H171V156ZM187 155V156H186ZM191 155H193L196 159H194V161H193V158L194 157H192ZM35 156H36V158H35ZM53 156V157H52ZM89 156V157H88ZM110 156V157H109ZM116 156V157H115ZM156 156V157H155ZM180 158H179V157ZM189 156V157H188ZM199 158H198V157ZM202 156V157H201ZM231 156V155H230ZM56 157H59V158H57L56 160H55V158ZM122 157H124V156H122ZM130 157V156H129ZM128 157V158H129ZM160 157V158H159ZM178 157V158H177ZM184 157H186V158H184ZM207 158V160H206V158ZM212 158V160H211V158ZM53 158V159H52ZM74 158H76V157H74ZM96 158V159H95ZM167 158H168V160H167ZM169 158H171V159H169ZM178 160H177V159ZM190 158H191V160H190ZM201 158H204V159H201ZM44 159V160H43ZM51 159V160H50ZM60 159V160H59ZM87 159V160H86ZM98 159H100V160H98ZM145 159V160H144ZM146 159H147V161H146ZM164 159H165V161H164ZM181 159H183V162L181 161ZM186 159V160H185ZM188 159H189V161H191V163H188L189 161H188ZM92 160H93V162H92ZM95 160H97V161H95ZM142 160H144V161H142ZM157 160H159V161H157ZM180 160V161H179ZM204 160H206V161H204ZM209 160H211V161H209ZM46 161V162H45ZM56 161V162H55ZM57 161H58V163H57ZM89 161V162H88ZM95 161V162H94ZM142 161V162H141ZM171 161H173V162H171ZM181 162V164H182V167H181V164L180 163H178L177 164V162ZM187 163H186V162ZM192 161H193V163H192ZM199 162V163H197V162ZM43 162V165H44V167L46 168V170L44 171V167H43V165L41 164ZM56 164H58L59 165V167H61V168H59L58 167V165L56 164H54V163ZM67 162H69V164L67 163ZM92 162V163H91ZM148 162H150V163H152V164H154L155 166H153V167H151V165L149 166L148 165ZM158 163V165H157V163ZM163 162V163H162ZM203 162H205V163H203ZM211 162V163H210ZM215 164L216 163V165H214L213 163ZM218 162V163H217ZM48 163V164H47ZM52 163V164H51ZM87 163L85 164V165H87ZM97 163V165H94V164H96ZM134 163V162H133ZM172 163V164H171ZM174 163H176L175 165H173ZM184 163H186V164H184ZM51 164V165H50ZM63 164H65V165H69V167H71V168H75V165L77 164V166H78V168H79V171L80 172H78L77 170L78 169H76L77 168V166H76V170H75V173H74V170H72L71 168L69 169V167H68V169L70 170H67L66 168L67 167H65ZM167 164V165H166ZM169 164V165H168ZM183 164H184V166H183ZM193 164V165H192ZM201 166H200V165ZM213 164V165H212ZM60 165H62V166H60ZM71 165V166H70ZM160 165V166H159ZM179 165H180V167H179ZM186 165H188L187 167H186ZM192 165V166H191ZM209 167H208V166ZM210 165L212 166V167H214L213 169H210V168H212V167H210ZM48 166H49V168H48ZM51 166V167H50ZM52 166H53V168H52ZM55 166V167H54ZM73 166V167H72ZM93 166H94V169H92L91 170V168H93ZM130 166H132V164L130 165ZM164 166V167H163ZM168 166V167H167ZM200 168H199V167ZM203 166V167H202ZM39 167H42V173L39 171ZM57 167V168H56ZM96 167H97V169H96ZM99 167V168H98ZM121 167V168H120ZM161 167H163V168H161ZM184 167V168H183ZM63 168V169H62ZM119 170H117V169ZM120 168V169H119ZM181 168H183V169H186V170H183V169H181ZM196 168V169H195ZM201 168H202V170H201ZM206 168H208V169H210V170H208V169H206ZM57 169V170H56ZM59 169H61V170H59ZM123 169H124V171H123ZM152 169H157V171L159 170V172L161 173V174H164L165 175V177L167 178V177H170V178H167V179H169V180H171V182L170 183H168L169 181L167 180L164 184H163V187L162 188H157V189H154V190H152L151 188H144V189H142L141 187H140V185L139 184H143V182L145 181V182H147L148 180H147V178L146 177H149V179L151 180V175H152ZM173 169V170H172ZM181 169V170H180ZM47 170L49 171V173L47 172ZM54 170V171H53ZM59 170V171H58ZM136 170V171H135ZM167 170V171H166ZM206 172H205V171ZM216 170V171H215ZM67 171H69V173H72V171H73V175L71 174L70 176H68L69 175V173H67ZM84 171V172H83ZM94 171V173L92 174V176H93V178L95 177V178H98L99 180V182H104L105 180V182H109V186H108V184L107 183H100V184H98V181L96 180V179H94V181H97V182H95L94 184H93V181H92V183L89 181V180H91V179H93L91 176H90V174L92 173ZM96 171V172H95ZM141 172V173H137V172ZM150 171V172H149ZM165 172V173H163V172ZM176 171H178V172H176ZM198 173H197V172ZM38 172H40V173H38ZM45 172H47V173H45ZM64 172H66V175L64 174ZM81 172H83L82 174H81ZM91 172V173H90ZM101 172V173H100ZM116 172V173H115ZM118 172H124V174H122L121 173V175H120V173H118ZM146 172H147V174L149 173V176L146 174ZM214 172V173H213ZM76 173L78 174V176H79V178L77 177V175H76ZM80 173V174H79ZM97 173V174H96ZM105 175H104V174ZM108 173V174H107ZM112 173V174H111ZM135 173V174H134ZM150 173H151V175H150ZM198 174V175H196V174ZM45 174H47V176L48 177H46V175ZM49 174V175H48ZM50 174H52V175H50ZM85 174L86 175H89L90 177H89V183L91 184V185H86L87 186V190H88V192L87 193H90L91 191H95L96 189L95 188H97V193H96V195H94V193L93 192H91V195H89V194H87V196H86V194L84 193V194H81V192L83 193V192H86V191H83L82 189L85 187V185H83V183L85 184V182H87V180L86 179H84V178H86V177H88V176H86L85 177ZM97 175L98 177H96L95 175ZM101 174V175H100ZM110 174V175H109ZM115 174H117V175H115ZM137 174V175H136ZM139 174V175H138ZM169 174V175H168ZM171 174H173V175H171ZM178 174V175H177ZM189 174H193L194 175V177L193 178H191L193 175H191V177H190V175ZM43 175V176H42ZM56 175H59L60 177L58 178V176L56 177ZM61 175H63V176H61ZM100 175V176H99ZM114 175V178L112 177ZM189 175V176H188ZM195 175H196V177H195ZM215 175V176H214ZM39 176V177H38ZM45 176V177H44ZM49 176H51V177H49ZM80 176H81V178H80ZM105 176H107V177H112L114 180H113V183H111L112 182V179L109 177V178H107V179H105L104 177ZM115 176H119L120 178H119V183H117L118 181L117 180H115V179H118V177L117 178H115ZM128 176V177H127ZM134 176H136V177H134ZM140 176V177H139ZM187 176V177H186ZM197 176H198V178H197ZM209 176V177H208ZM213 176V177H212ZM44 177V178H43ZM55 177V178H54ZM62 177V178H61ZM64 177H65V180H64ZM126 177V178H125ZM178 177V178H177ZM204 177V178H203ZM34 178V181H36L37 179L38 180H42L45 184H46V186H45V184L43 185L42 184V181H38L39 182V184L41 185V188H40V185L37 183V182H35L34 183V181L32 180ZM36 178V179H35ZM46 178V179H45ZM67 178V179H66ZM71 179V181H70V179ZM75 180H74V179ZM78 178V179H77ZM84 180H86V181H83V179ZM91 178V179H90ZM100 178H102V180L100 179ZM122 178H124L123 180H122ZM136 178V179H135ZM143 178H144V180H143ZM187 178V179H186ZM189 178H191V180L193 181V183L191 182V185H190V182H188V179ZM196 178H197V181H196ZM217 178H219V177H216L215 178V180H216V182L217 181H220V180H218ZM54 179V180H53ZM60 179V180H59ZM103 179H104V181H103ZM129 179V180H128ZM141 179L143 180V182L142 183H139V181L137 182V180H140L141 181ZM147 181H146V180ZM163 179H165V178H163ZM172 179H173V181H172ZM177 179V180H176ZM200 179V180H199ZM207 179H208V181H207ZM31 180V181H30ZM57 180V181H56ZM64 180V181H63ZM66 180H67V183H66ZM72 180H74L73 182L75 183V182H77L78 180H81V181H78L77 183L79 184L80 182L82 183V185H80V186H78V184L76 183V184H73V182H72ZM101 180V181H100ZM111 182H110V181ZM127 180V181H126ZM135 180V181H134ZM186 180H187V182L189 183H187L186 182ZM190 179H189V181H191ZM198 180H199V182H200V185H199V183H198ZM201 180H203V183H201L202 181ZM213 179H211L210 180V182H212V183H214L216 186H214V184H212V183H210L209 182V184H210V188L209 189H211V187L213 188V189H211V190H215L214 188H216V190L217 189H219L220 188V186H222L223 185V182L222 181H220V182H222V183H220L219 182V184H221L220 186H219V184L218 183H215V180L214 181H212ZM27 181L29 182V183H27ZM47 181V182H46ZM50 181V182H49ZM56 181V182H55ZM63 181V182H62ZM121 181V182H120ZM178 183H177V182ZM182 181V182H181ZM196 181V182H195ZM207 181V182H206ZM53 182V183H52ZM130 182H132L130 185L131 186H135V185H137V183H138V185H137V190H139L140 188H141V191L143 190H145L146 189V191H140V192H136V193H132L134 196H136L135 198L136 199H134V196L133 197H131L132 196V194H131V196H130V194H125L127 191H126V187H125V184L126 185H128L129 186V183ZM144 182V183H145ZM195 182V183H194ZM204 182H205V184H206V187H205V184H204ZM30 183H32V184H30ZM48 183V184H47ZM50 183V184H49ZM55 183V184H54ZM61 183V184H60ZM69 183H71V185L69 184ZM80 183V184H81ZM88 183V182H87ZM86 183V184H87ZM88 183V184H89ZM110 183L111 184H113V185H110ZM115 183H116V185H115ZM122 183V184H121ZM134 183V184H133ZM136 183V184H135ZM174 183V184H173ZM182 183V184H181ZM224 183H225V181H224ZM38 184V185H37ZM70 185V187H69V185ZM101 184H102V186L103 185H105V186H101ZM168 184H171V185H168ZM174 186H173V185ZM188 184V185H187ZM29 185L30 186H32V187H29ZM42 185H43V187H42ZM52 185H54V186H52ZM63 185V186H62ZM75 185V186H74ZM101 187H100V186ZM123 185V186H122ZM164 185H167L168 187H165ZM176 185V186H175ZM184 185H186L185 187H184ZM202 185V186H201ZM204 185V186H203ZM208 185V186H207ZM211 185H213V186H211ZM36 186H37V188H36ZM38 186H39V188L42 190L40 193H38L39 191H40V189L38 188ZM75 187V189H74V187ZM82 186H84L82 189L80 188V187H82ZM89 186H91L92 187V189H91V187L89 188ZM93 186H97V187H93ZM98 186H99V188L100 189H102V191H100L99 189H98ZM139 186V187H138ZM179 186V187H178ZM183 186V187H182ZM188 186V187H187ZM192 186V187H191ZM196 186H198V187H196ZM28 187V188H27ZM45 187V188H44ZM62 187V188H61ZM79 189H81V190H78V188ZM123 187H125V188H123ZM176 187V188H175ZM200 187H203V189L202 188H200ZM46 188L47 189H50V190H48L47 192H46ZM53 188H55V189H53ZM86 188V187H85ZM91 189V190H89V189ZM109 188V189H108ZM123 188V189H122ZM168 190V189H170V190H168V191H166V189ZM177 188H179V189H177ZM188 188L190 189V191H188ZM59 189V190H58ZM105 189V190H104ZM118 189V190H117ZM121 189H122V191H121ZM124 189H125V193H124ZM151 189V190H150ZM160 189H161V191H160ZM208 190V191H206V190ZM43 190H45V194L47 195V197L45 196V198H47V199H45L44 198V196H43ZM57 191V193H60V194H56V191ZM64 190V191H63ZM78 190V191H77ZM86 190V189H85ZM107 190V191H106ZM157 190V191H156ZM199 190H201V192H204V193H200V191ZM203 190V191H202ZM28 191V192H27ZM50 191H53V193H51ZM69 191V192H68ZM73 191V192H72ZM75 191H76V193H75ZM100 193H99V192ZM104 191V192H103ZM114 191V192H113ZM148 191V192H147ZM155 191H156V193H155ZM158 191H160V192H158ZM172 191V192H171ZM26 192V193H25ZM48 192H50V195H49V193ZM68 192V193H67ZM121 194V196H120V194ZM185 192V193H184ZM191 193V194H189V193ZM28 193V194H27ZM30 193V194H29ZM41 194L40 196L39 195H37L38 197H40V198H38L37 196H36V198H38V199H36V200H38V201H36V200H34V198H35V195L36 194ZM67 193V194H66ZM71 195H70V194ZM92 193H93V195H92ZM117 193V194H116ZM140 193V194H139ZM141 193H143V194H141ZM147 193V194H146ZM165 193V194H164ZM23 194V195H22ZM24 194H26V195H24ZM44 194V195H45ZM52 194V195H51ZM66 194V195H65ZM73 194V195H72ZM79 194V195H78ZM113 194V195H112ZM123 194V195H122ZM125 194V195H124ZM150 194H152V195H150ZM156 194V195H155ZM186 194H188V195H186ZM204 195V196H209V195ZM17 195V196H16ZM23 197H22V196ZM29 195V196H28ZM62 197H61V196ZM127 195H129V196H127ZM143 195H146V196H143ZM154 195V196H153ZM159 195V196H158ZM181 195V196H180ZM15 196H16V198H15ZM18 196L20 197V198H18ZM34 197L33 199H30L29 198V200H31L29 203H28V197ZM43 196V197H42ZM53 196V197H52ZM56 196V197H55ZM64 196H66V197H64ZM74 196H75V198H74ZM84 196H86L87 197V199L86 198H81V197H84ZM107 196V197H106ZM117 196H119V197H117ZM122 196H124L123 198H122ZM137 196H139V197H137ZM179 196V197H178ZM186 196V197H185ZM27 197V198H26ZM44 198V200L42 199V198ZM101 199H100V198ZM113 197H115L114 199H113V201H111V199ZM126 197V198H125ZM130 197V198H129ZM142 197V198H141ZM147 197H149V198H147ZM158 197V198H157ZM23 198V199H22ZM26 198V199H25ZM48 198H50V199H48ZM52 198V199H51ZM57 198V199H56ZM60 198V199H59ZM61 198L63 199V202H62V200H61ZM78 198V199H77ZM88 198L90 199V200H88ZM99 198V199H98ZM129 198V199H128ZM138 198H139V200H138ZM185 198V199H184ZM196 198V197H195ZM40 199H42V201H39ZM67 199V200H66ZM95 199H98V200H95ZM119 201H118V200ZM132 199V200H131ZM144 199H145V203L143 202L144 201ZM148 199V200H147ZM173 199V200H172ZM184 199V200H183ZM33 200V201H32ZM47 200H48V202H47ZM50 200V201H49ZM58 200V201H57ZM60 200H61V202H60ZM81 200V201H80ZM82 200H84V201H82ZM115 200V201H114ZM127 200V201H126ZM129 200V201H128ZM164 200V201H163ZM169 200V201H168ZM180 200V201H179ZM191 200H193V201H191ZM77 201V202H76ZM78 201H80V202H78ZM87 201V202H86ZM92 201V202H91ZM94 201V202H93ZM112 202L113 204H112V206H111V203L109 204V202ZM116 201H118V202H116ZM160 201V202H159ZM179 201V202H178ZM213 202L214 200H212V199H210L209 200V202L207 201V203H206V207L205 208H207V206H209V205H211L212 203L211 202ZM31 202H33V203H31ZM53 202H55V203H53ZM72 202V203H71ZM74 202H76V203H74ZM95 202H97V205H95V204H92V203H95ZM99 202V203H98ZM102 202H104V204L102 203ZM114 202H116V203H114ZM120 202V203H119ZM126 202V203H125ZM154 202V203H153ZM216 201H214V203H215ZM30 203H31V207H29V205H30ZM43 203H44V205H43ZM69 203V204H68ZM100 203H101V206H99L100 205ZM107 203V204H106ZM124 203V204H123ZM163 204V206L161 205V204ZM181 205H180V204ZM210 203V204H209ZM52 204V205H51ZM60 204V205H59ZM99 204V205H98ZM116 204V206H114ZM123 204V205H122ZM136 204V205H135ZM148 204V205H147ZM26 205H28V207L26 206ZM55 205V206H54ZM66 207H64V206ZM74 207H73V206ZM83 205V206H82ZM85 205V206H84ZM92 205V206H91ZM107 205V206H106ZM122 205V206H121ZM134 205V206H133ZM141 205V206H140ZM156 205V206H155ZM172 205V206H171ZM177 205V206H176ZM184 205V206H183ZM187 205V206H186ZM213 205V204H212ZM225 205V204H224ZM25 206H26V208H25ZM42 206H44V207H42ZM48 206V207H47ZM54 206V207H53ZM61 206V207H60ZM63 206V207H62ZM68 206V207H67ZM80 206H82V207H80ZM94 206V207H93ZM95 206H99V207H96L95 208ZM102 206H103V208H102ZM105 206V207H104ZM114 206V207H113ZM144 206V207H143ZM176 208H175V207ZM182 206V207H181ZM192 206V207H191ZM193 206L195 207V208H193ZM214 206V205H213ZM47 207V208H46ZM52 207V209H50ZM57 207V208H56ZM74 209H73V208ZM93 207V208H92ZM128 207V208H127ZM181 207V208H180ZM39 208H41V210L39 209ZM54 208V209H53ZM71 208V209H70ZM77 208V211H78V214H77V211L75 210ZM82 208V209H81ZM102 208V209H101ZM106 208H108V209H106ZM112 208V209H111ZM144 208V209H143ZM156 208V209H155ZM164 208V209H163ZM172 208V209H171ZM181 210H180V209ZM188 208V209H187ZM38 209V210H37ZM44 209V210H43ZM66 209H68V211L66 210ZM90 209V210H89ZM98 209V211H97V213H96V210ZM99 209H100V211H99ZM106 209V210H105ZM116 209H117V211H116ZM129 211H131V212H129ZM141 209V210H140ZM155 209V210H154ZM175 209V210H174ZM179 211H178V210ZM189 209H191L192 211L190 212L189 211ZM56 210V211H55ZM61 210V211H60ZM64 210V211H63ZM71 210V211H70ZM80 210H82V211H80ZM104 210V211H103ZM127 210V211H126ZM143 210V211H142ZM149 210V211H148ZM157 210V211H156ZM188 210V211H187ZM35 211L38 213H35ZM47 211V212H46ZM50 211V212H49ZM58 211V212H57ZM74 211H76L75 213H74ZM95 213H94V212ZM109 211V212H108ZM122 211H124V213L122 212ZM133 211H135V214H136V216H138V217H136L135 216V214H134V212ZM137 211V212H136ZM139 211H141V212H139ZM161 211V212H160ZM164 211V212H163ZM170 211V212H169ZM172 211V212H171ZM200 211V212H199ZM29 212H30V214H31V212L33 213L34 212V215H29ZM41 212V213H40ZM43 212V213H42ZM49 212V213H48ZM55 214H54V213ZM65 212H66V214H65ZM81 212V213H80ZM100 212V213H99ZM105 212H107V213H105ZM112 212V213H111ZM127 212V213H126ZM129 212V213H128ZM160 212V213H159ZM168 212V213H167ZM175 212V213H174ZM191 214H190V213ZM195 212V213H194ZM23 213H20V215L21 216H23L22 214ZM57 213V214H56ZM69 213V214H68ZM79 213H80V215H79ZM109 213H110V215H109ZM115 213V214H114ZM122 215H124V216H122ZM134 215H133V214ZM139 213H141V214H139ZM147 213V214H146ZM177 213H178V215H177ZM45 214V215H44ZM47 214H48V216H47ZM51 214V215H50ZM65 214V216H63ZM75 214V215H74ZM127 214H128V216H127ZM145 216H144V215ZM159 214V215H158ZM168 214V215H167ZM198 214V215H197ZM202 214V215H201ZM204 214V215H203ZM28 215V216H27ZM37 215H38V217H37ZM74 215V217H70V216H73ZM79 215V216H78ZM87 215V216H86ZM105 215V216H104ZM125 215H126V217H128L129 219V221H131V225H129L130 224V222L127 220V218L125 217ZM129 215H131V216H129ZM134 217H133V216ZM140 215V216H139ZM158 215V216H157ZM183 215H184V217H183ZM200 215V216H199ZM42 216V217H41ZM51 216V217H50ZM52 216H53V219H52ZM122 216V217H121ZM177 216V217H176ZM185 216H187V218L185 217ZM210 217V219H211V221H212V223H211V221H209L210 219H209V217ZM44 217H46V218H44ZM59 217V218H58ZM68 217H70V218H68ZM110 217V218H109ZM160 217V218H159ZM201 217H203L204 219H200ZM38 218V219H37ZM40 218H41V220H40ZM43 218V219H42ZM65 218H68V219H65ZM83 218V219H82ZM113 218H116V219H113ZM138 220V222H137V220ZM155 218L157 219V220H155ZM192 220H191V219ZM6 218H3V221L5 220ZM24 219V220H25ZM30 219V220H29ZM32 219V220H31ZM48 219H50V220H48ZM80 219V220H79ZM125 219L127 220V221H125ZM131 219V220H130ZM148 219H150V220H148ZM154 219V220H153ZM163 219V220H162ZM171 219V220H170ZM173 219V220H172ZM182 219H187V221H186V223H185V225L182 223ZM27 220H25V223L27 222ZM40 222H39V221ZM48 220V221H47ZM71 220V221H70ZM110 220H115V223L117 222V221H119L120 220V222H118V223H121V224H115L114 222H108V221H110ZM133 220V221H132ZM135 220V221H134ZM143 220V221H142ZM200 221V223L203 221L204 222V224L206 225H204L203 224V222H202V224H199V223H197V222H199ZM9 221H12V220H10L9 219ZM44 221H45V223H44ZM49 221H50V223H49ZM65 221V222H64ZM86 221V222H85ZM124 221V222H123ZM145 221V222H144ZM165 221V222H164ZM175 221V222H174ZM196 221V222H195ZM205 221H206V223H205ZM213 221H215V222H213ZM216 221L218 222V224L220 223V226L216 223ZM5 223H8L7 222V220H5L4 221ZM36 222H37V224H36ZM43 222V223H42ZM71 222V223H70ZM128 222V223H127ZM135 224V227L136 228H134V224ZM137 222V223H136ZM152 222V223H151ZM170 222V223H169ZM181 222V223H180ZM193 222H194V224L196 223L197 224V226H198V224H199V227H197V229H198V233L200 232H204V235H203V232H202V234H198L197 233V229H195V233H194V229H192L193 227H194V224H193ZM250 222V223H249ZM249 222H247V226H251L252 225V222L251 221H249ZM3 223V222H2ZM11 223H14V222H9L8 224L10 225ZM33 223V224H32ZM40 223H42V224H40ZM55 223V224H54ZM69 223V224H68ZM100 223V224H99ZM102 223V224H101ZM105 223V224H104ZM112 224V223H114V225L112 224V227H111V225L110 226H107L106 224ZM141 225H139V224ZM144 223V224H143ZM159 223V224H158ZM161 223H163V224H161ZM187 223L188 224H193L192 226L191 225H187ZM207 223L208 224H211L212 225V230H213V232H212V230L209 228V227H207ZM216 225H214V224ZM249 223V224H248ZM8 224H1V225H3V226H5V228H6V226H8ZM60 224V225H59ZM84 224V225H83ZM133 224V225H132ZM137 224L139 225V226H137ZM147 224V225H146ZM153 224V225H152ZM165 224V225H164ZM221 224H222V226H221ZM35 225H36V227H35ZM68 225V226H67ZM70 225V226H69ZM78 226V227H76V226ZM80 225V226H79ZM86 225V226H85ZM103 226V227H101L100 226V229H98V228H96L97 226ZM108 227V229H107V227ZM116 225V226H115ZM117 225H118V227H117ZM152 225V226H151ZM181 225V226H180ZM201 225V226H200ZM11 226H13L12 228H16V225H15V227H14V224H11ZM10 226V227H11ZM31 226V227H30ZM33 226V227H32ZM90 226H95V228H96V230L95 229H92L91 231H87L88 230V227H90ZM158 226H161V227H158ZM179 226V227H178ZM187 226H190V228L192 229H190L189 227H187ZM213 226L216 228H214L213 229ZM51 227V228H50ZM83 227H85V228H83ZM105 227V228H104ZM128 227V228H127ZM152 227V228H151ZM155 227V228H154ZM157 227V228H156ZM164 227V230L163 229H161V228H163ZM166 227V228H165ZM174 227V228H173ZM201 227H203V229H201ZM221 227V228H220ZM62 228H63V231H62ZM74 228V229H73ZM80 228V229H79ZM103 228V229H102ZM115 228V229H114ZM125 228H127V229H125ZM159 228V229H158ZM176 228V229H175ZM187 228V229H186ZM189 228V229H188ZM201 230H200V229ZM9 229H11V228H6V230H9ZM21 229V228H20ZM39 229V230H38ZM44 229V230H43ZM60 229V230H59ZM82 229V230H81ZM99 231H98V230ZM107 229V230H106ZM111 229V230H110ZM119 230V232H118V230ZM124 229V230H123ZM153 229H155V230H153ZM161 229V230H160ZM181 229V230H180ZM206 229H207V232H205L206 231ZM5 230V231H6ZM12 230V229H11ZM16 230V229H15ZM71 230V231H70ZM94 230H95V232L96 231H98L97 233H95L94 232ZM106 230V231H105ZM132 230V231H131ZM137 230H139V232L137 231ZM147 230V231H146ZM152 230V231H151ZM165 230H166V232H165ZM177 230H178V232H177ZM211 232H210V231ZM218 230L220 231V233H218ZM14 231V230H13ZM21 232V230H17V232ZM38 231H40V232H38ZM50 231V232H49ZM67 231V232H66ZM77 231V232H76ZM121 231V232H120ZM126 231V232H125ZM136 231V232H135ZM150 231V232H149ZM170 231V232H169ZM181 231V232H180ZM190 231V232H189ZM7 232V234H10V230L9 231H6ZM18 232V233H19ZM21 232V233H22ZM35 232H37V233H35ZM52 232V233H51ZM92 232H94V234L92 233ZM118 232V233H117ZM193 234H192V233ZM211 233V236H209L208 234L209 233ZM216 232V233H215ZM11 233H12V231H11ZM16 233V231L13 233V234H15ZM18 233H16V234H18ZM48 233V234H47ZM61 233V234H60ZM70 233H72V234H70ZM83 233V234H82ZM88 233V234H87ZM90 233V234H89ZM121 233H122V235L124 236L125 234H126V236H124L123 238L122 237H120V240L119 239H115V241H111V240H114V239H111L112 238V234L113 235H121ZM124 233V234H123ZM128 233H130L129 235H127ZM134 233H139V235H141V236H143V237H141V236H139V235H137V234H135V239H134ZM142 233V234H141ZM149 233V234H148ZM151 233V234H150ZM180 235H179V234ZM207 233V234H206ZM47 234V235H46ZM52 234V235H51ZM58 234V235H57ZM63 234V235H62ZM147 234V235H146ZM163 234H164V236H163ZM184 234V235H183ZM196 234V235H195ZM198 234V235H197ZM218 234H219V236H218ZM11 235V234H10ZM38 235L39 236H41V239L40 238H38ZM67 235H69V236H67ZM93 235V236H92ZM133 235V236H132ZM166 235H169V236H166ZM175 235V236H174ZM193 235V236H192ZM195 235V236H194ZM203 235V236H202ZM206 235V236H205ZM208 235V236H207ZM218 237H217V236ZM45 236V237H44ZM52 236V237H51ZM64 236V237H63ZM104 236V237H103ZM111 236V237H110ZM129 236V237H128ZM131 236V237H130ZM147 236V237H146ZM156 236V237H155ZM161 236V237H160ZM162 236L163 237H165V238H163L164 240L167 238H171L172 237V239H166L165 240V242L163 241V239H162ZM173 236H174V238H173ZM179 236H182V238H180ZM186 236V237H185ZM200 236V237H199ZM216 236V237H215ZM235 236V237H234ZM78 237V238H77ZM86 237V238H85ZM98 237V238H97ZM133 237V238H132ZM178 239H177V238ZM184 237V238H183ZM197 238V239H195V238ZM203 237V238H202ZM208 237V238H207ZM219 237H221V238H219ZM69 238V239H68ZM71 238V239H70ZM73 238H74V240H73ZM76 238V239H75ZM81 238V240L79 241V239ZM107 238H108V240H107ZM109 238L111 239L110 241H109ZM125 238V239H124ZM130 238H132V240L130 241ZM163 241H161L160 239ZM186 238V239H185ZM202 238V239H201ZM210 238H211V240H210ZM213 238V239H212ZM217 238V240H219L218 242H217V240H215ZM224 238V239H223ZM229 238H231V239H229ZM39 239V240H38ZM48 239V240H47ZM49 239H51V240H49ZM77 239H78V241H77ZM99 239V240H98ZM124 239V240H123ZM143 239H145V240H143ZM174 239V241L172 242V240ZM181 239V240H180ZM204 240V241H201V240ZM207 239V240H206ZM208 239H209V241L210 242H212V243H207L208 242ZM228 239H229V244L227 243V242H225V241H228ZM32 240H34V241H32ZM76 240V241H75ZM119 240V241H118ZM136 242H135V241ZM159 240H160V242H159ZM176 240H179V241H176ZM187 240V241H186ZM189 240H191V242L192 241H194V242H192V243H190V241ZM199 240V242L201 243L202 242V245L200 244V243H198L197 241ZM214 240V241H213ZM223 240H224V242H223ZM231 240V241H230ZM237 240H238V238H237ZM32 241V242H31ZM38 241V242H37ZM40 241V242H39ZM46 241V242H45ZM87 241V242H86ZM102 243H101V242ZM109 241V243L107 244V242ZM120 241H122L121 243H120ZM129 241V242H128ZM133 241V242H132ZM141 241H143V242H141ZM146 241H147V244H145L146 243ZM195 241H196V243H197V246L198 245H200L203 249H201V247L200 246H198L199 247V249H201V250H199V249H197V246L195 245L196 243H195ZM220 241H222V242H220ZM232 241L233 242H236V243H233V244H231L232 243ZM37 242V243H36ZM79 244H78V243ZM105 242H106V244H105ZM128 242V243H127ZM131 242H132V244H131ZM158 244H157V243ZM167 242L169 243V244H167ZM176 242V243H175ZM177 242H179V243H177ZM31 243V244H30ZM34 243V244H33ZM40 243V244H39ZM48 243V244H47ZM85 243V244H84ZM87 243V244H86ZM117 243V244H116ZM123 243V244H122ZM127 243V244H126ZM130 243V244H129ZM134 243V244H133ZM155 243H156V245H157V247H154V245H155ZM161 243V244H160ZM164 243H165V247H163L164 246ZM172 243V244H171ZM189 243V244H188ZM219 244V243H224V244H226V245H224V244H219L218 246H219V248L218 247H216V248H218L219 250L216 252V248L214 249V247L215 246H217V244ZM242 244V247H245V248H242V247H240L241 246V244ZM38 244V245H37ZM76 244H78V245H76ZM119 244V245H118ZM129 244V245H128ZM139 244V245H138ZM140 244H143V246H141ZM154 244V245H153ZM173 244H175V245H173ZM192 245V248H187L188 246L187 245ZM207 244L208 246H205V245ZM211 244H213L212 246H210ZM32 245V247H36V248H32V247H30ZM37 245V246H36ZM45 245V246H44ZM81 245V246H80ZM100 245V246H99ZM105 245H107V246H105ZM124 245V246H123ZM132 245H134V246H132ZM152 245V247H150ZM155 245V246H156ZM168 245H170V247H168ZM173 245V247H171ZM191 245H190V247H191ZM195 245V247L196 248H194L193 246ZM215 245V246H214ZM231 245V249H233V250H231L232 251V253L230 254V252H228L230 255H228V253L226 254V252L227 251H229L230 250V248H229V246ZM240 245V246H239ZM95 247L96 248V250H97V252H96V250L93 248V247ZM97 246H99V247H97ZM105 246V247H104ZM109 246V247H108ZM115 246V247H114ZM118 246V247H117ZM127 246V247H126ZM129 246H131V247H129ZM140 246H141V248H140ZM158 246H160L161 248H163V249H165L164 251L166 252L165 254H164V252L162 251V249L160 248V249H156V248H158ZM210 246V247H209ZM222 246H224V247H227L226 248V251L224 250L225 248L223 247V250H222ZM238 246V247H237ZM236 247L238 248L237 249V255H238V253L240 254V255H242V254H247L248 253V251H247V253H245L246 252V250H249V252L251 253V246L250 245H248V244H244V246H243V243L242 242H239L238 243V245H237ZM250 248H249V247ZM6 247H9V246H6ZM40 247H42V248H40ZM80 247H81V249H80ZM117 247V248H116ZM121 247H125V249H126V253H124L125 252V250H122L121 249ZM137 247V248H136ZM139 247V248H138ZM147 247H150V248H153V249H150V248H148V250L146 249L145 250V252H144V248H147ZM167 247V248H166ZM240 247V248H239ZM11 248V246L9 247V249ZM26 248H27V250L28 251H26ZM92 248V249H91ZM111 248V249H110ZM131 248V249H130ZM136 248V249H135ZM182 248V249H181ZM185 248V252L186 251H189V249H190V251H189V254H188V252H182L183 251V249ZM186 248H187V250H186ZM209 249V248H213V249H209L210 251L212 250V251H214V253L217 255H219L220 253H221V251H222V256H221V258L219 257L218 258V255L216 256V255H214V254H209V253H213V252H210L209 250V252L208 251H206L205 249ZM247 248H249V249H247ZM4 249H6V250H8L7 248H4ZM32 249H34V250H32ZM85 249V250H84ZM93 250V252L91 251V250ZM102 249V250H101ZM107 249V250H106ZM117 249H119V251L121 252V251H124V252H119L120 254H117V255H120L119 257L117 256V255H113V253H112V256H114V259H112V257L111 256H109V254L111 253V252H113L114 250H116L117 251ZM134 249V250H133ZM153 252H151L150 250ZM168 249V250H167ZM195 251H194V250ZM228 249V250H227ZM243 249H246V250H244V252L242 251ZM3 250V249H2ZM24 250V251H23ZM32 250V251H31ZM35 250H36V253H35ZM82 250H84V251H82ZM155 250V251H154ZM156 250H158L159 252H160V254H159V252H157ZM167 250V251H166ZM182 250V251H181ZM51 251H52V253H51ZM71 251H72V253H71ZM87 251V252H86ZM94 251L96 252V253H94ZM107 251H110V252H108L109 254H107ZM147 251L149 252V254H147ZM176 251H177V254H175L176 253ZM202 251V252H201ZM220 251V252H219ZM224 251V252H223ZM234 251V252H233ZM238 251H242V254H241V252H238ZM5 252H8V251H5ZM4 252V250H3V253L4 254H7V253H5ZM9 252H10V250H9ZM24 252V253H25ZM31 252H33V253H31ZM65 252V253H64ZM82 252V253H81ZM85 252V253H84ZM138 252V253H137ZM157 254H156V253ZM162 252H163V254H164V256H163V254H162ZM168 252H169V254H168ZM175 252V253H174ZM191 252V253H190ZM3 253H2V255H3ZM35 253V254H34ZM39 253V254H38ZM81 253V254H80ZM103 253H105L106 255H104ZM124 253V254H123ZM137 253V254H136ZM141 253V254H140ZM173 253H174V255H173ZM181 253V254H180ZM183 253H185V256L188 254L189 256H187V258H189V257H191V255H192V257H193V261L192 262H189L190 260L189 259H191V258H189L188 260L186 259H184L183 257H182V255H184ZM224 253V254H223ZM9 254V253H8ZM7 254V255H8ZM32 254V255H31ZM39 255V256H37L36 257V255ZM66 254V255H65ZM70 254V255H69ZM73 254L75 255V256H73ZM93 254H95V255H93ZM97 254L99 255V256H97ZM143 254H145V255H147V256H144ZM167 254H168V256H169V260H168V256H167ZM170 254H172V255H170ZM31 255V256H30ZM35 257H34V256ZM80 255V256H79ZM89 255V256H88ZM104 255V256H103ZM107 255H108V257H107ZM122 255H123V257H122ZM124 255H126L125 256V258H124ZM131 255V256H130ZM140 255V256H139ZM158 255L159 257H156V256ZM175 255H177V256H179V257H176L175 258ZM181 255V256H180ZM1 256V255H0ZM34 257L36 260H34L33 258H30V257ZM64 258H63V257ZM79 258H78V257ZM84 256V257H83ZM86 256V257H85ZM95 256V257H94ZM106 256V257H105ZM117 256V258H115ZM141 256H143V257H141ZM165 256H166V258H165ZM173 256V257H172ZM206 256H208V258L206 257ZM216 256V257H215ZM220 256V255H219ZM4 258H2V259H4V260H0L1 262V264L3 263V264H5V263H7V264H11V262H5V259L6 258H9V255H8V257L6 256H3ZM19 257L20 256H18V259H19ZM45 257V258H44ZM80 257H82V258H80ZM92 257V258H91ZM94 257V258H93ZM97 257V258H96ZM126 257H128V258H126ZM137 257V258H136ZM154 257H155V260H157V262L154 260ZM162 257H163V260H162ZM175 258V260L174 259H172V258ZM211 257H213V260H214V262L215 261H217V260H220V261H218L219 263H217V262H213V260H211L210 258ZM17 258V257H16ZM70 258V259H69ZM86 258H87V260H86ZM91 258V259H90ZM99 258V259H98ZM109 258V259H108ZM123 258V259H122ZM137 260H136V259ZM141 258H143V259H141ZM158 258H159V260H158ZM181 258H182V260H184V261H182L181 260ZM216 258H217V260H216ZM223 258V259H222ZM225 258V259H224ZM231 258V259H232ZM0 259H1V257H0ZM24 259V258H23ZM22 259V260H23ZM41 259V260H40ZM54 261H53V260ZM116 259V260H115ZM133 259V260H132ZM140 259H141V261H140ZM153 259V260H152ZM172 259V260H171ZM231 259H229V261L228 262H230V260ZM33 260V261H32ZM70 260H71V262H70ZM80 260V261H79ZM83 260H85L84 262H82ZM97 260H99L98 262H97ZM111 260H115L114 262H111ZM136 261L137 263H135V262H132V261ZM181 260V261H180ZM223 260H226L225 262L223 261ZM7 261V260H6ZM8 261H9V259H8ZM53 263H52V262ZM57 261H59V262H57ZM123 261V262H122ZM125 261H128V262H125ZM131 263H130V262ZM148 261V260H147ZM155 261V262H154ZM176 261H178V262H176ZM210 261H212V262H210ZM43 262V263H42ZM73 262V263H72ZM120 262V263H119ZM185 262H188V263H185ZM194 262V263H193ZM226 263V264H238V263H240V264H245L244 262L243 263H241V262H237L236 263V261H235V263H233V262H230V263ZM246 262H250V261H246ZM253 262V261H252ZM252 262H250V263H247V264H252ZM257 262H259L258 260L256 261H254L253 262V264H257ZM18 263H20V261H18ZM115 263V264H116ZM166 263V262H165ZM14 264V263H13ZM86 264V263H85ZM144 264V263H143ZM159 264H161V263H159Z\"/></svg>",
    "mask_w": 264,
    "mask_h": 264
}]
</instances>
